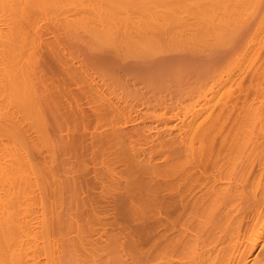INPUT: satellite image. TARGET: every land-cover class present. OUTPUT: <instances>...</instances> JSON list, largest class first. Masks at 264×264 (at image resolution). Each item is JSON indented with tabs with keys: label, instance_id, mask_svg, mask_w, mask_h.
<instances>
[{
	"label": "bare ground",
	"instance_id": "bare-ground-1",
	"mask_svg": "<svg viewBox=\"0 0 264 264\" xmlns=\"http://www.w3.org/2000/svg\"><path fill=\"white\" fill-rule=\"evenodd\" d=\"M1 2L5 3V4L2 3V6L0 5L1 6L0 7L1 8V12H2V9L5 10V8H6L5 12L9 11V13H11L10 10H9V9H11L12 10L11 14H13V19L16 20V22H15L16 26L18 24L17 30L15 31L16 34L18 33L17 35L14 36L13 35L14 32L12 33V31H11V30L14 31V29H16V27L14 26L15 24H13L14 22H10L14 26V28H13L12 25H11V27H12L10 29L11 36H10V32L9 31H7V32H5V30L3 31L4 33H8L9 34V35L6 34V36L4 35V37L6 38L4 40V42H3L4 37L2 36V34H0V36L3 37V39L1 38L3 46L5 44L6 47L9 46L10 47L9 49H11L12 48L11 46L13 45V48H15L14 49V53H12L13 52V50H12L13 48L11 49L12 52H11V50L8 49L9 52H11L13 54L12 56L10 54V57L7 56V54L9 52L7 50L5 51V49H6V48H4L5 46L3 47L4 48V52H0V53H2V54H0V57H2L3 54H5V55H3L4 64H2L3 62L0 59V61H1L0 62V67H1L0 71H4V72H2L4 80H6L9 76H10L9 78H11V79L8 78L10 81H8V79H7L8 83L3 81V83H2L3 86H2V88L0 86V88L3 89V98L5 100L4 103H6V100H7V102L11 106H13L12 108L14 109V113L13 112L12 113L16 117V119H13V117H11L12 118L11 119L10 118V114H8L7 117L6 116L3 117L4 114L2 115L3 119L0 121V153L2 152L3 155L7 154V158L10 157L11 159H13V157L8 156V155L9 154L10 155L11 154L15 155V164H16V166H14L15 165L14 163H12V165L14 164L13 166L18 168V184H17L18 187L16 186L18 189L14 190L13 194L16 191H18L17 192L18 195H16V193H15V196H16L17 199L13 198L12 197L13 195L10 196L11 192H9L7 190L9 195H6L7 193L2 192L3 194L2 195L0 194V196L3 199H1L0 202L2 200H4V202H2L4 204L5 200H6V202H8V200H9V199H7L9 197H7V196L12 197V199L9 200V201L13 200L14 204L12 205V208L15 209V207L18 206L17 207L18 210L17 209L15 210L16 211V215H14V213H15L14 210L10 208L12 202H9L10 206L7 205V208L9 207L8 209L9 210L11 209L13 212H10L8 209H5L6 206L5 207H3L4 205L3 206L1 205V206L3 207L4 210H6L5 212L7 214L11 213V215H12V213H13V216H16L15 219L18 218V220L14 219V222L17 221L14 224L13 220H10V218L11 219L13 218L11 215L8 218V216H7V214L5 212H3V214H6V216H4L3 214H0V216L3 215L2 217H0V264H12V262H13L12 259H14V257H15L14 261L20 262V264H23V256H24L25 253L28 254L27 253L28 251L26 252L27 249H30L32 251V252L29 253L30 256H32L31 253H33V255H35V257L38 254L36 255V254H34V252H36L37 249H39V248H40V251L43 250L44 252H46L48 254L47 258H48L49 264H62V263H64V264H77L76 261H79L78 263L81 262L80 259H76L77 256L78 255L82 256L84 254V253L83 254L80 253L79 246H78L77 249L74 248L75 250H73V247L71 245L72 243H73L74 246L77 244V245H80V247H81V245L83 246V244H84L83 242H85V241H83L81 243V242L78 241L77 238H76L77 241H78L77 243L75 242L74 239H73V242L71 241L69 243V241L67 239L68 244H70L69 246L68 245L66 246V244H67L66 241L64 242V243H66L65 246L67 248V250H65V246H64V250H65L64 252L67 253V254L64 253L65 255L64 254L62 255L63 257H65V258L62 257V259H63V261L61 260L62 262H60V259L55 260L54 259L55 257L53 258V256H52L53 252L49 251V249H52L53 247H56L55 245H57L58 243L55 244V245L52 244L54 242H53V240H50L51 237L49 239L47 238L49 236L45 235L44 228L46 229V231L48 229L50 230V228H49L50 224L48 222L51 221L52 218H53V216H51V215L56 213V210H54L55 212L53 211V214H51L52 213V209H56L55 207H57V209H58V206H55V205L56 204L58 205L59 203L55 200L56 198H54V195H56V193L55 194L52 193V194H54L53 197H52V200H55L54 201L55 203L53 201H51V202L49 201V203H48L46 201L45 197L42 198V196H44V192H46L47 190L43 191L44 190V186H45V185L43 186V184L45 183L44 180L46 178L42 177V174H41L40 170H43L42 168H44L46 166H47V170H51V169H48V165H45V164L42 165L41 163H40L41 166H44V167L37 168L40 165L36 164L38 166H35L34 162L32 163L33 160L29 159V156H28L29 152L27 153L26 150H28L27 141H28V139H30V138H27V137H30V136H27L26 132L23 131V127L24 126L30 127V129L34 133V136L31 137L32 139H30V143L35 145L34 148L35 147L39 148L40 145H45L46 146V151L45 152H46L47 155L46 154L45 155L47 157L46 160L48 158H50L49 161L53 157L52 154H53V151H54L55 148L58 149V150L55 149L57 151H59V150H69L70 151V150L73 149L74 146L77 145L78 146L77 147V151L78 150H83L85 152L86 151L88 152V150H92L91 160H93L92 161L93 164H94V161L96 163V161L98 162L99 160L102 159V155L104 153L103 151L107 152V153L105 152L106 154L104 153L105 154L104 156H106L107 159L104 157L105 160L104 159H103V161L101 160L104 163L103 167L105 168L106 171L108 170L107 172H109V175L111 176V178H112V175L113 176L116 175L117 179L114 178L115 176L113 177L114 179L112 178L114 180V181L113 180L112 181L115 182V183L111 182L113 185H110V186L111 187L113 186V188L110 187V189H108V191H106L105 189H107L108 188L107 186L109 185V183L107 181V180H109L108 179L109 175L107 173H105V170H103L104 168L103 169L101 168L102 166L100 167V165H99L100 161L98 163V166L100 167L99 170L100 169H101V171L103 170L102 171L103 173H100V171L98 169H96V168H98V166L94 165V167H96V168H93L94 169L93 170L94 173L95 172H96L95 174H99L100 173V176L98 177V179H100V177L103 176L102 174H107L108 175L106 181L104 180L107 183H105V182H103V180H101V179H104L106 176L102 177L100 179V181L98 180L99 182L106 184L105 186H103V187H105V189H103V190H105L104 193H106V192H108V194L112 193V192H109V190L113 189V190H111V191H113L112 195L109 196L110 199L107 197L108 194H107V196L104 195L105 196V200H107L106 198H108V204L111 205V212L105 211V208H104V210L101 208L102 212L97 211L98 214H102V216H98V217L105 218L103 220L104 222L102 220H100L101 218L99 219L101 221V224L98 221L100 225H103L102 227H100V228H102L101 232H98V233H99V237L103 238L104 235H105V232H108L107 230L110 227L111 228L113 227L115 231H116V229H118L117 230V235L113 236V237H116V238H117V236L118 237L121 236V237H119L120 239L113 238V240H111L112 242L109 241L110 239L106 240V244H105V240H104V244L105 245L102 244V245L99 246L96 243V246L94 245L95 246L94 247L95 250L98 249V250H96L97 252L95 251L96 254L92 253L93 251L87 252L89 257H92L91 259L89 258V260H88V257L85 256L86 253L84 254V257H86V259L88 261L93 260L92 262L95 263L96 259H98V256L101 257L100 259L102 260V259L105 258V255L108 254L109 258L111 260L110 264H264V165H262V164H264L263 163L264 159L262 160L263 156L262 157L258 156L259 154L261 156V153H259L260 151L262 152V155L264 154L263 153L264 152V145H263L264 141L262 142V139L264 140V135H262V134H264V132L262 131V129H264V125H261V126H263L262 129L260 128L261 133H262L260 135L262 137L259 135L260 137L258 138V139L261 138L260 139L261 142H259L256 138H255L256 140L254 139L256 145H259L258 143H261L260 146L263 145L262 146L263 147L262 150H260L259 146H256L254 143H253L254 145L253 144L251 145L252 146L251 148H253V147L255 148V150L253 148L254 153L255 154L259 153L257 155V158L259 157L263 161V162H261L260 160H258L259 158L257 159L258 162L261 163V166H259L260 165V163H259V165L257 164L259 167L256 165V168H255L253 163H251V161H249L252 158L255 159V157H256V156H252V155L250 156L249 155L250 153H252L251 152L252 149H250L249 150L250 152L245 151L246 153L245 152L244 153L245 154H247V152L249 153V154L246 155V157H247L246 161L248 160V156H249L248 162H250V164H252V165H250L248 162L245 161L246 163L243 164L244 166H241L242 163H239V164H241L239 167H235V166L232 167V165L236 164V161L234 159L237 160L238 156L236 157L237 154L235 155V153H233V155H234L233 156L231 153L232 152H236V153L238 152V155H239V154H241L240 153V151H241L240 149L241 148H245L246 149L247 147H246V144L243 147L241 146V145L244 144V142H243V144L240 143L241 145L240 144L237 145V146L241 147V148L239 147L240 148L239 150H238V148L236 147L235 144H234V146H232L233 142L235 143L236 141L239 140L240 135L238 133L240 131H238V133H237V135H239L238 140L236 138H234V139L232 138L231 139V138L223 137V135H221V133L224 132L226 129H230V128L235 127V126L236 127L233 128V129L234 130L236 129L235 130V132H236L237 128H241L242 126L238 125V127H237V125H235V124L233 125V123L231 122L232 127H230V125H229L230 122H228L227 121L228 119H227L226 122H228L227 126L229 125V127L226 128V126H225L226 129H224V131H222V129L220 128L221 129L220 130L221 131L220 135L223 138L220 137L218 133L213 135L212 133L214 132V129L215 128L219 129L217 127L221 126L222 122H223L222 125H225L224 124L225 121H222L221 118H220V120H221L220 121L219 120L220 116L218 117V120H217L216 119L217 115L216 114L214 115L213 113H211L212 111H210L207 108L206 111L209 110L207 112V114H205L206 111L204 113L203 110H201V112H202L201 115L210 116L209 115L210 113L213 114V115H211V117L207 116V118H210L209 121H212L211 118L213 117L212 119L214 121H215V119H216V121H218V123H217L218 125L217 124L216 125L213 124L214 123L213 121H212L213 123L210 122L211 125L213 124L214 127L216 126L215 128H213V131H211V130H208V128L211 126L209 124V122H205V120L202 121L203 119L201 120L202 122H205V123L209 124L210 125V126L208 125L209 127L204 125L203 123L199 122L200 118H206V116L205 117L200 116L201 112L199 113L198 112L199 110L198 111L195 110L196 106H194V105H196V104H191V103L195 102V101L197 102V99H199V98H196V97H199L200 95L202 96V97L200 96L201 100H202L203 96H206V92L205 93L202 92V89H201L202 87L201 86H198V85L194 86V84H193L194 87L197 86L196 89L198 87L200 88V90L198 88V90H199L198 93L200 95L194 97L196 100L193 98V96L192 97L190 96V98H193L195 101H192L190 103L191 105H193V107L191 106V108H190L189 106H186L187 108L189 107L188 109H190V111L188 113H190V112L192 113L193 112V108H194V110H195L194 113L198 112L196 114V116L198 114L200 116V117L198 116L199 118L194 116V119L195 118L198 119V125L202 124L200 126V128H202V126L204 125L203 126V130H204V127H205L208 130V132L211 131L212 133H208L207 130H205V132L201 131L202 129H199V126L198 127L196 126V123H197V122L195 123L196 119H195V121L193 123L192 119L188 118V116L192 117V115L190 116L189 114H187L188 116L186 115L187 117H184L186 121L182 118L184 121L181 119L180 122L181 121L182 122L180 124L177 123L178 125L172 126V130H173V128H175V127L178 128L177 126L180 125L179 128H178V131L176 129V132H178L177 133L178 135L176 134L177 136L174 135L175 134L174 131L170 130L172 124L170 125V127L166 126L169 129L168 131H167V129L164 130L166 132V133L164 132L165 135H168V137L164 136L163 133H160L162 131L158 130V129L155 130L156 134H154V135L150 134L149 133V132H151L150 130H154L151 127L155 128L156 124L158 125L161 122L164 123L165 120H168L169 122H170V120L171 121L172 120H176L180 114L176 113L177 114L176 115L175 111L173 113L172 110H170L172 114H169L170 113L169 112L168 115H166V113H164L165 111L162 110V109H165V105H164V107H162L163 106V102H162V103H157V104H161L160 110L164 114L163 115L164 119L160 118L161 122L159 123V121H160V120L158 121V117L159 116H156V114H155V117H157V119L156 118H150V117L154 116V114H153L154 112L150 111L149 108H147V107H150V105L148 103H150L152 101H155L156 99H157L156 101L159 102V100H161V98L163 99V97L162 96H161V98L157 97V93H156V96L154 97V95H155V93L153 92L154 89L153 90H151V89H152V87L154 88V85L152 84V82H154L155 78L152 75L147 73L150 70L148 71V69L146 67V70H147L146 73L148 75L145 74V76H144L143 73H145V71H146V70H144L142 72L143 76H141V74H139L141 79H139V77L136 76L137 74L135 75L137 78L134 77V76L133 77L129 76L130 74L127 73V75L129 74L128 75L130 77L129 78L125 74L126 78L130 79L128 83H130V81H132L133 85L131 84L130 86H132L133 88H136V87H134L136 85H137V87L139 86V87L142 88V86H144L143 88H145V87L147 88V86L150 87V84H151V88L149 89V87H148V89L151 91L150 93L153 96L152 98H156L157 97L156 99L152 100L151 97L149 96L150 93L147 94V92H145V89H144V93H145L144 94L143 90L140 89V88L136 89V91L132 88L133 93L136 92V94H137V96L135 95L134 98L126 89H125L126 92H123V93H127L128 92V94L131 95V98L134 100V102H135V99H136L137 104H136V102L134 103L136 106L139 103H141V102H142L141 103L142 105H143L144 102H147V104L145 103L146 105L144 104L146 107L143 105L145 107L144 110H146L147 112L149 111V113H150V114L146 115V116L150 115L148 117H141V116H139V113H137L139 118H140L139 120H141L140 123H142V124H139V126L137 128H136L137 125L133 128V129H136V130H134V133H131L130 129H129L130 133L127 132V130H125V128L123 127L124 124H127V122L129 123V121H134L135 120V118L132 117L134 119L133 120L130 117L132 115L131 113H133V112L130 113V111H132L131 110L132 109V104H131V100L132 99L129 100L130 98H128L129 97L128 94H126L128 97L125 96V94H123L122 97L120 95L116 96V94H115V96L112 95V94H108L109 92L110 93L113 92V91H109V90H112L113 87L111 86L110 83H108V84L105 83V82H107V80H105V78L103 77L104 74L102 76H100V77H103L104 80H105L104 82H100L103 85L96 84V86H91V85H93L95 83H98L97 82L98 79H95L96 82L94 80L93 83L91 82V84L89 83L90 85H88L90 90L88 88H84V90L85 89H87V90L83 91L84 85H81L82 86V92H83L82 94H81V86H79L80 88H79L78 95H77L78 97L76 96L77 99H79V95L82 96V98H83L84 95H85V97L88 96V97H86V99H85V97L83 98L85 100H87V98H88L89 100H87V102H91V101H93L95 99L97 100V98H99L98 101L100 100L101 102L99 101L100 103H98V104H100V105H98V104H96V106L94 105L95 106V110L94 111H96V112L93 111V113H95V114H93V116H94L95 119L91 115L92 114L91 112H90L91 114L88 113L89 111L86 112L87 109L85 111V109L82 108L83 111H85L88 114V116H86L85 114L81 115L83 113H82V111H81L82 109L80 107H79L80 109H78V107H77V109L81 111V114H80V111H78V113L81 116H79L78 114H77L78 117L75 116L76 115L75 114L76 113L75 112L76 105L78 104V102L76 101L77 104L74 106L75 102H72L70 100L71 98H68V96L65 95V94H67V93H65V91L62 92V93H64V95L68 99V102L70 100V103H73L72 106L75 108V110H74V108L72 107L73 108L72 110H74L73 112H75L73 114V117L75 116L76 119H78L77 121H79V122H81L84 119L83 120L84 123L81 122L82 126L84 125V127H85V126L88 125L89 126V127L87 126L88 128H90V124H89L90 121H91L90 118H93L94 122L92 121L91 125H93V129L96 130L93 133L91 132L90 135H89V132L87 133L90 136L89 137L90 140L87 143L83 144L82 141H80V142H78V144L74 143L76 145H73L72 141L75 140L74 137H77L82 131L79 132L77 136H71V138L73 137L72 139L71 138L69 139V137H70L69 134L65 135V137H64V133H62L63 136H61L62 135L61 134V135H59V138L57 137V139H59V141L51 140V137L49 135L47 136V134H46V131H47L46 118H48V117L45 116L46 113H48L50 111L51 112L50 115L53 116V117L51 116L52 119L50 118L51 121L55 120L54 124L57 122L55 124L57 127H53L52 125H54V124H52V123H51L52 125H50L51 128L53 127V129L58 128V129H55V131L57 130V132H59V130L61 132L63 127L64 126L66 127V124H68L66 122H69V121H64V126H63V120L62 119L67 120L66 118L68 116L63 115V117L66 116V117L63 118L62 115H60L59 113H56L57 111L58 112L60 111V110H58L59 108H57V107L61 106L60 104L62 103L61 102L62 98L61 99L58 98V99L54 100V96L53 95H50L49 97L46 96L47 94L44 92V88L46 90L47 87H45V86H43V87L40 86L39 87L41 81H40V83L38 82L39 83V85H38L37 81L35 80L36 78L34 79V77H33L36 74V71H35V74L33 73L34 72L33 66H34V64L36 65L35 62H36V59L38 58V56H36L37 53H38L36 51L38 49L36 50V48H38L37 47L38 44L40 42H42L41 39H40V35H41L40 34V30H38V24L41 22V18L39 19V17L43 16L45 19L48 20V22L50 20V24H51V22L56 24L55 25L56 29H57L58 26H60L62 29H64V31H65L64 34L65 35H66V33H67L68 36L70 35L69 39L71 37H72V39H73V37L76 38V39H73L72 42H74V41L78 42L79 38H81L80 39L81 41H79V42H82L83 39H86V41L90 42V45H92V46H90V45L88 46L87 45V44H89V42L88 43L84 42L85 45L82 42V45L88 46V47H90V49H92L94 44L97 46V47L94 46V48L95 47L96 48H98V47H103V48L104 47H108L109 48L108 50L111 49V52H109V53L112 56V58L107 53V51L105 50L106 53L109 55V58L111 60L113 58H114L113 59L114 61L117 60V64H119L121 61L122 62L123 61L127 62V60H131L132 59L131 61L133 63H136V62L140 63L141 62L143 64H146L148 66V68L152 67L151 70L154 68L153 70L155 71L156 67L160 69L161 67H163V65L166 64L167 61L172 59V63H173V59L175 60L176 57L179 56L178 58H181L182 52H184V50L185 51L188 50V49H185L186 48L185 46H187V45L190 46V49H192L191 51H193L195 49H198L199 51L195 50L196 54L199 53L200 51H201V53L205 54V56L207 57L205 60H208V58H210L212 55H214L216 53L215 51L218 50V47H217L218 45H220V44H222V45L223 44H228V45H224V46L228 47L230 43H226V42H229V39H230V42L232 43V41H233L232 37H233L234 33L236 35L237 34H241V33H238L241 30H239L237 32V29L238 28L241 29V26L244 25V23H246V21L252 16V14L255 13L258 10L262 0H18V3H16V4H10V0H0V4H1ZM4 10H3L2 13H5ZM13 11L15 12V18H14V12ZM9 13L6 14L7 18H10V16H8ZM256 13H258V12H256ZM11 14H9V15H11ZM4 15L5 14H2V16L1 15L0 16L3 18ZM6 17H4V18H5V20L8 23H9L8 20H11V21L13 20V19H8L7 20ZM2 18H0V19H2ZM38 19L40 20L39 23H38V21H39ZM3 20L4 19H2V21ZM2 21H1V23H2ZM3 23L5 24V21ZM54 24H51V26L53 25V28H54ZM24 25H27L28 26L27 28H30V29L32 27V30L31 31H29V29L26 30L27 28H26V26L24 27ZM3 28L4 27L2 26V30H3ZM5 28H7V27H5ZM9 28H10V26H9ZM9 28H8V30H9ZM243 28L244 27L242 26V30H245ZM249 28H251V27H249ZM60 31L61 30H59V32ZM44 32H46V31H44ZM241 32H243V31H241ZM0 33H1V31H0ZM38 33L40 35H38ZM47 33H48V31H47ZM64 34L63 35H61V34L57 35V37L59 38L61 36L60 37V39H61L62 36H63L64 39H67V38L64 37L65 36ZM258 34H259V32H258ZM7 35H8V38H7ZM67 35H66V37H68ZM9 36L12 37V38H9ZM239 37L241 38V35ZM69 39H67V40H69ZM1 40H0V42H1ZM47 40H50V39H47ZM54 40L55 41H53V43L55 42V44L56 43L60 44V42H58L59 39H58L57 42H56L57 38L54 39ZM44 41H46V40H44ZM242 41H243V38H242ZM246 41H247V39H246ZM262 41H263V39H262ZM91 42H92V44H91ZM236 43H237V41H236ZM58 44H57V46H58ZM165 44H168V45H165ZM42 45H44V44H42ZM237 45L235 47H237ZM45 46H46V44H45ZM255 46L257 47L258 45H256V43H255L254 46H249V47L247 46L246 47L247 50H245L246 49L245 48L244 51L245 52L248 51L247 52L248 54L243 51V53H244L243 57H244V55H247V56L249 54L252 55V52L250 51V49H252V51H254L253 54L255 52H257V55H260V54H258V52H260V51L256 50L257 48ZM165 47H167L169 49H172V51L168 50L170 52H174V51L177 50L181 54H179V53L176 54L175 55L176 57L173 55V58H170V59L166 58L167 56L165 55L163 57H165L166 60H164V58H162L163 60H160V59L157 60L158 58L157 59L154 58L155 57L154 56L155 53H156L155 54L156 56H157V53L159 54V52H160V54L167 53L168 51H166L167 48L165 49ZM181 47H183L182 49H184V50H182V52L180 50ZM191 47H193V48H191ZM204 47H209L210 50L207 49V48H206V50H203V51L200 50V48L204 49ZM214 47H215V50L214 51L212 50V51H213V53L214 52L215 53L213 54V53H211V48H214ZM251 47H254V49L251 48ZM258 48L260 49V47H258ZM163 49L165 50V52H162V51H164ZM173 49H174V51H173ZM98 50H99V48H98ZM100 50H103V49L100 48ZM208 50H209L210 53L206 52ZM237 50H238V48H237ZM0 51H3V49L1 48ZM61 51H63V50H61ZM204 52H206V53H204ZM249 52H251V53H249ZM106 53H104V54L106 55ZM64 54H66V53H64ZM184 54L185 53L182 54V58H181V59L184 60V62L181 59H180L181 61L177 59L174 62H175V64H176L177 61H180L181 62L180 64H182V63L185 64L186 63L185 64L186 67H185V69H183V71L184 70L185 71L184 72L180 71L182 69L181 67L184 68V66H183V64L181 66L179 63H177L176 66H178V64H179V67L180 66L181 67L178 68V67L175 66V64H173L172 65V67H173L172 70H173V72H175L174 71L175 70L174 67H175V68H177L176 72L179 69L178 71H180V73H184L183 75H185V77H186L189 74L191 75V72H192V74L196 73V71H195L196 67L193 64H189V66L192 65V66H190L191 67V72H190V70L186 71L187 68L189 67V66L187 67L186 59L187 58L190 59L191 57H190V53H186V54H189V57H188V55H185V56H187L186 59H185V57H183ZM206 54H209V55L212 54V55L211 56H209V55L207 56ZM149 55L150 56L152 55V57L148 58L147 56H149ZM197 55L199 57H202V55L200 53L197 54ZM216 55L219 56L220 54H215L214 56H216ZM251 55H249V57H248L249 59L247 57H245V59H248V61L252 64V63H254V61L256 59H254V61L251 62L250 59L253 58ZM123 56H124L125 60L123 59ZM136 56H137L138 59L136 58L137 61L135 62L136 59L134 60V58H132V57H136ZM198 56H196V57H198ZM205 56L203 55L204 58H205ZM250 56H251V58H250ZM254 56H256V54H254ZM115 57H120L121 60L119 61V58L117 59ZM129 57L131 59H129ZM199 57L196 60H198V61L201 60V58L199 59ZM63 58H64V56H63ZM94 58L97 59L98 57L95 56ZM126 58H128V59H126ZM139 58H140V60H139ZM221 58L222 57L218 58V60L221 59ZM236 58H238V57H236ZM254 58H257V57H254ZM261 58L262 57L260 56V59L258 58V60H261ZM71 59L72 58H70L69 60H71ZM99 59L100 58H98V60ZM212 59L214 60V62L217 61L213 57V58H211V61H209L207 64H209L210 62L212 63V61H213ZM84 60H86V59H84ZM72 61H74V60H72ZM188 61L190 62V60H188ZM262 61H264V58H263V60H261V63H262ZM256 62H257V60L254 63L255 66L257 65ZM133 63L131 65H133ZM141 63H140V65L143 66V64H141ZM202 63H205V62L202 61ZM226 63H228V62H226ZM246 63H248V62L246 61ZM114 64L116 65V62ZM251 64H250V66L247 65L248 66L247 69H249L250 67H253V66H251ZM254 64H252V65H254ZM263 64H264V62L262 63V65L261 64L259 65L260 67L257 65L256 66L257 68H254L256 70H253L254 73L251 74L250 79L247 78L248 75L246 76V78L249 79L250 83L253 80L255 81V80H258L260 78H264V69H263V72L261 71L259 73V71L262 70L261 68L263 67ZM92 65H94V64H92ZM214 65L215 64H213L211 66H214ZM4 66H5V69L3 70ZM8 66H10V68H12L13 70L10 69ZM63 66L64 65H62V67ZM193 66L195 68H193ZM196 66H198V65L196 64ZM208 66L210 67V65H208ZM87 67H88V65H87ZM64 68H65V66H64ZM75 68H76V66H75ZM164 68H162V69H164ZM258 68H259V70H258ZM78 69L79 70L80 69L83 70L81 67L78 68ZM11 70L14 71L15 73L12 74L13 72ZM79 70H78V72H79ZM85 70H86V67H85ZM250 70H251V68H250ZM250 70H247V71H250ZM97 71H98V69H97ZM214 71H215V69H214ZM86 72L83 70V72L79 73L80 76L82 78H84V80L87 78L86 77ZM187 72H188V74L186 75ZM32 73H33V75H32ZM67 73H68V71H67ZM69 73L72 75L74 72L73 73L69 72ZM83 73L85 74L86 78L84 77ZM163 73H165V71ZM250 73H251V71H250ZM81 74H83V75H81ZM90 74L91 73L89 72V75L87 74V76H91V75L94 76V77L96 76V75H93V74L90 75ZM98 75H100V74H98ZM98 75L96 76L97 78H99ZM131 75H134V74H131ZM160 75L165 76L162 73H160ZM193 75H195V74H193ZM193 75H191L192 77L190 76V80L194 77ZM199 75L200 74H198V79L200 78ZM171 76L172 75H169V77H171ZM209 76H214L215 77V75H209ZM12 77L14 78L13 80H12ZM35 77H38L37 74H36ZM142 77L143 78L146 77V78H144L142 80ZM149 77H150V80H152V82H149L150 80L149 81L147 80L146 83H150V84L146 85L145 82H144L143 84H145V85H141V86L138 85V84L142 83L143 81H145V79H147ZM217 77H218V75H216V77H215V79L217 80L215 82V84L218 83V81L220 82V78L221 77L220 76H219L220 78L219 77L217 78ZM133 78H136V79H133ZM99 79L102 80V78H99ZM128 79H127V81H128ZM137 79L140 80L139 81L140 83L138 82L136 84L135 82L138 81ZM179 79H180V77L178 78V80ZM2 80H3V78H2ZM39 80L40 79H38V81ZM161 80L162 79H160L159 81H161ZM194 80L196 81V76H195ZM194 80L192 79V83H196V82H193ZM167 81L166 80H163V82L161 81L162 84L163 83L165 84V85L164 84L162 85L160 82H157V79H155L154 84L157 82L159 84L156 83L155 85L156 86L160 85L159 86L160 89H161V86H165V88H166L167 86H170V84H171V83L167 84V83H169V81L168 82ZM173 81L177 83L178 82L177 81V77L175 79H173L172 82ZM208 81L211 82V80H208ZM212 81H213V79H212ZM87 82H88V80H87ZM180 82H181L180 86H182L184 88L187 86V85L184 86V84H186V83H184L183 81H180ZM182 82L184 83L183 85H182ZM80 83H81V81H80ZM192 83H190V84H192ZM255 83L258 84V82H256V81L254 83L253 82L251 83L252 84V86H251L252 89L249 86L250 84L249 85L246 84L247 86L250 87V89H248L249 87L247 88L246 85L242 84V86L244 85L245 88H247V90L245 89L246 92H245V90L243 92L248 93L247 91H249V90L251 91L252 90L251 93L254 94L255 97H258V96H256L257 93L255 95L254 92L258 91V95H259V93H262V91L259 92V90H256L257 87L253 88L254 86H256ZM43 84H44V82L42 83V85ZM166 84H167V86H166ZM211 84L212 85H210V83H209L208 85L213 86V88H214V85H213L212 82H211ZM37 85H38V87L40 89H38ZM74 85H76V84H74ZM109 85L111 86V88H109ZM172 85H174V84L172 83L170 87L173 88ZM178 85H179V82H178ZM200 85L203 86V84L201 82H200ZM175 86L178 87V88L175 87L176 89L180 88L179 86H177V84ZM220 86H221V84H220ZM85 87H87V86L85 85ZM170 87H169V90H170L169 94L170 93L173 94V92L175 94L178 93V91L176 93V89L175 88L171 90ZM194 87H191V85H190V87H188V89H187L188 92L190 90L194 91L195 89H192ZM222 87H224V86L220 87L221 90L225 89V88H222ZM258 87H259V84H258ZM41 88L43 89L42 91H41ZM165 88L163 89V87H162V89L164 91L165 90L168 91V89H167L168 87L166 89ZM186 88L183 89L182 91L185 92ZM209 88H211V87H209ZM88 90H89V92L87 93L86 91H88ZM107 90H108V92H107ZM118 90H119V88H118ZM139 90L140 91L142 90V92H138ZM210 90H212V88ZM214 90L215 89H213V91H211V92L214 93ZM226 90L222 91V92H226ZM40 91L42 93H40ZM115 91L116 90H114V92ZM146 91H148V90L146 89ZM155 91H156V88H155ZM179 91H181V90L179 89ZM182 91L179 92V93H182ZM46 92L49 93L48 90H46ZM84 92L87 93V95L84 94ZM114 92H113V94H114ZM227 92H228V90H227ZM229 92H231V89H229ZM234 92L235 91L233 90L232 93L234 94ZM192 93L195 94L194 92H192ZM245 93H244L243 97L239 95L240 97L238 96V98L237 99L235 98V99L237 101H238V99L242 100L241 97L244 98L246 96ZM117 94H120V93H117ZM237 94H241V93H237ZM59 95H60V93H59ZM64 95H62V96H64ZM178 95L179 94H177V96H175L173 94V95L169 96V98H167V100H170L172 102L174 96L177 97V98L182 99L184 95H188V94L185 93L183 96L179 95V97H178ZM190 95H192V94H190ZM196 95H197V92H196ZM51 96L53 97L52 100L55 101L56 104L50 100L52 102V104H51V102L49 100H48L49 101L48 102L45 99V97L47 99L48 98L50 99ZM113 96H114V99H113ZM146 96H148V97H146ZM232 96H234V95H232ZM235 96H236V94H235ZM247 96H249V98H250L249 94H247ZM247 96L245 98H247ZM186 97H189V96H186ZM186 97H184V98L186 99ZM255 97L253 99H255ZM66 98L64 97V99H66ZM226 98H227V96H226ZM59 99H60V102H59ZM147 99H149L150 102ZM230 99H232V98H230ZM230 99H228V102L230 101ZM253 99H250V101L253 100ZM257 99L259 101V99H261V98H257ZM257 99H255L254 101L257 102ZM174 100H176V98H174ZM188 100H190V99L188 98ZM207 100H208V98H207ZM246 100L248 101L249 99L247 98ZM247 101H245L244 103L240 101L243 104H245V103L247 104V107H246V104H245V106H242L241 103L239 104V107L242 106L240 108V110L242 109L241 112H243V110H245V108L243 109V107H246V109H248V108L249 109L246 112V115H245V112H243V115H240V116H242V118L240 117V119H239V117H236V119L238 118L239 121H241V119H244V118H245L244 120H246L245 116L250 118V114L249 113L251 111H249V110H251V106H253V102L251 101V104H250V101H248L249 105H250V107H249ZM43 102H45V103L43 104ZM93 102L96 103L97 101H93ZM175 102L177 103L176 105L181 103L180 100H178V99ZM233 102L235 103V101H233ZM256 102H254V103H256ZM262 102H263V105L261 104V106H264V101H262ZM262 102H261V100L259 101V103H262ZM48 103L51 104V105L49 104L50 108L52 107L53 104L54 105L58 104L59 106L56 107L57 111L56 112L54 111V110H56L54 107H52V109H54V110H51L50 108H47L48 107L47 106ZM197 104L200 105V103H197ZM69 105L71 106V104H69ZM225 105L226 106H223V108H225V110H226V107L228 105L226 103H225ZM77 106H82V105H77ZM155 106L157 107V105H155ZM174 106H175V104H174ZM179 106H180V104H179ZM182 106L184 107V105H181V107ZM258 106L257 105L255 106V104H254V108H256V107L258 108ZM151 107L153 108L154 106H151ZM176 107L179 108L178 106H176ZM186 107H185L184 112L188 111V109L186 110ZM237 107L238 106H236L235 109L234 108H231V109L237 110ZM43 108H45V110ZM152 108H151V110H152ZM70 109H71V107H70ZM155 109L158 110L159 108L158 109L155 108ZM260 109H259V112H258V110L255 111V109H253L252 112L253 111H255V112H253L252 116H256L257 118L259 116L261 117L262 114L264 113V108L262 107V110H260ZM46 110H47V112H45ZM88 110H90V109H88ZM134 110L136 111L137 109L135 108ZM160 110H158V111H160ZM71 111H70V116L72 117ZM158 111L155 112V113H157L158 115L161 116L162 114H159ZM1 112H2V110H1ZM127 112H128V114H127ZM186 112H185V114H186ZM233 112H232V114L235 115ZM141 113L143 115V113L145 114V111L142 110ZM194 113H192V114L195 115ZM221 113H219V114H221ZM239 113H238V115H239ZM133 114H135V113H133ZM151 114H152V116H151ZM229 114H231V111H230ZM229 114H227V115L230 118H232L233 115L231 114L232 116H230ZM124 115H126L127 119H130V118L131 119L128 121L127 119H125L126 117ZM11 116H13V115L11 114ZM169 116H171V118L175 117L176 119H173V118L169 119L170 118ZM59 117H60L61 121L59 120ZM73 117L71 119H74V120H72L74 122L76 120ZM108 117H109V119H108ZM165 117H167V119ZM214 117H215V119H214ZM263 117H264V114H263ZM144 118H146V119L149 118V120L152 119L151 121L153 123L154 122H157V123L154 124L155 126H151L152 122L150 124L149 121H148V123L146 124V122H144V120L146 121V119H144ZM186 118H188V120H190L191 122L190 121L188 122V120ZM50 119H48V120H50ZM153 119H156V120L153 121ZM224 119H226V118H224ZM10 120H13L12 121L13 129H12ZM59 121H60V124H59ZM104 121L106 122V124H105ZM168 121H167L166 124H168ZM206 121H208V120H206ZM216 121H215V123H216ZM232 121H233V119H232ZM247 121H248V119L245 121V123ZM15 122H17V123L13 124ZM79 122H77L76 124H78ZM184 122H186V124H184ZM219 122H221V124ZM81 123H79V125H80V126L78 125L79 127H81ZM138 123H139V121H138ZM72 124H74V123H72ZM148 124L151 127H149ZM14 125H15V127L17 125V127L15 128ZM69 125H71V124H69ZM94 125H96L95 128H94ZM162 125L165 126V123L162 124ZM162 125L160 124L158 126L161 127ZM60 126L62 127V129H59V128H61ZM158 126H156V127L159 128ZM213 126H211V128ZM65 127H64V129H65ZM105 127H107V128H105ZM17 128H18V131H17ZM10 129L13 130V132L17 131L18 135H16L17 133H15L14 134L15 136H13L12 131L10 132ZM14 129H16V131H14ZM69 129H70V127H69ZM87 129H86V127L83 128V130L88 131ZM163 129H164V127L162 128V130ZM198 130L201 131L199 134L197 133V132H199ZM260 130H259V133H260ZM158 131H160V132H158ZM217 132H219V131H217ZM47 133H48V131H47ZM152 133H154V131ZM227 133L228 132L226 131L223 134H225V136H226ZM75 134H77V133H75ZM81 134H80V137H77L78 139L75 140L76 142L79 140V138H80V140H82ZM208 134H210V135H208ZM217 134L221 138V140L218 137V139L220 141H218V139H217V142H215L216 140L214 142H215V144L219 142L218 143L219 145L216 144L217 147H214V148L215 149L217 148V149L216 150L213 149V152L210 151L211 153L210 152L209 153L211 155L213 153L216 156H217V154L219 155V153L221 151V150H219L221 148L220 145L223 144V143L227 144L226 147L231 145V146H229V147H231V149L236 147L237 150H234V149L227 150L226 147L225 148L223 147L225 145H222V150H223V148L225 150L223 152H221V153H223V155H224L225 152L228 151V152H231L229 154L231 156H228L227 152H226L227 153L226 155L229 158V160H227L228 158L226 159V156L224 157L221 153H220L221 154L220 156H222V158L224 157L225 160L228 161V163H227V161H224V162H226V165L228 166V164H229V166H231V167H227L226 165L223 166L224 162L221 165L218 162V160L220 161V159L217 158L218 156L215 157V155H214V157L213 156L211 157V155H210V157H209V155H208V157H207V155H206V152H208V151L205 149L206 150V152H205L204 148H205V145L208 144V137H209V139L212 137V139H211L212 142H209L210 144H212L213 143V136H215L214 138L216 139ZM234 134H235L234 136H236V133H234ZM85 136H86V134H85ZM228 137H231L230 134L228 135ZM226 138L228 140L231 139V141L233 140L232 144H228L229 142L231 143V141H229V142L228 141L221 142L222 140H224ZM245 139H246V137H245ZM234 140H236V141H234ZM53 141H56L58 143L57 144H56V142L53 143ZM196 141H200V142H198L199 144H197ZM220 142H221V144H220ZM226 142H228V143H226ZM239 142H241V141H239ZM195 143L198 145V147H197V145L195 147ZM210 144H208V146H211ZM236 144H237V142H236ZM31 148L34 149L33 147H31ZM207 149L209 150V148H207ZM37 150H40V149H37ZM99 150H102L101 151V152H103V153H101L102 155L100 154ZM115 150L117 151V153L115 152ZM175 150H177V151L180 150V151H178V154H179V152L182 151L181 154L183 153L184 156L183 155H178L179 157L180 156H182V157L190 156V157H188L189 160L187 158H184L185 159L184 161H185L186 164H187L186 161H191V159L193 160V158H194V160L192 162H194L196 157L199 160L200 156L197 155V153L192 158V155H193V153L195 151L196 152H201V153L205 152V154L203 153L202 155L206 156L208 159H206V157H205V160L202 161V159L204 158V157H202L200 159V161H197V159H196L195 163L191 162V164H193V165H191L189 163L188 164L189 166H187L186 164L181 165L182 163H184V161H181L179 163L177 162V161H179L182 158V157H180V159L178 158L179 160H176L174 162L175 163L174 164L173 163L174 160H172V159L177 157V156L174 157V155H176L175 152L177 153V151H175ZM210 150H212V149H210ZM68 153H70V152H68ZM254 153H253V155H254ZM2 154H0V155H2ZM98 154H99V157H98ZM242 154H243V152H242ZM60 155H62V154H60ZM100 155H101V159H100ZM220 156H219V158H220ZM230 157H234V159H232V158L230 159ZM241 157H242V155H241ZM250 157H251V159H250ZM0 158L2 159L3 157H0ZM242 158H244V155H243ZM242 158H241V160H242ZM52 159H54V158H52ZM158 159H160V161L163 160L165 163L164 162L161 163L159 161L158 162L159 164H158L157 163ZM254 159H252V161ZM85 160H87V159H85ZM182 160H183V158H182ZM12 161H14V160H12ZM51 161H53V160H51ZM204 161H206V162H208L210 164H208V163H206ZM229 161H230V163H229ZM233 161H235V162H233ZM176 162H177L178 165L176 164ZM203 162H204V164H202ZM242 162H244V159H243ZM60 163H61V161H60ZM4 164H6V163H4ZM116 164H118L119 166H123V168L120 167V169L118 168L116 170L117 166H113V165H116ZM160 164H162V166ZM247 164H249V165H247ZM96 165H97V163H96ZM101 165H103V164H101ZM3 166H5V165H3ZM174 166H180V167H174ZM5 167H7V166H5ZM80 167H81V165H80ZM90 167H92V166H90ZM50 168H52V167L50 166ZM2 169L4 170V168H2ZM2 169L0 171H3ZM6 169L7 170H4L3 173L7 177L8 176L10 177V175H9L10 169L8 167ZM64 169H65V171H68L67 166ZM69 169H71V168H69ZM95 169L98 170V171H96ZM51 171H50L51 174L49 173V171H48V173H49V178H52V180L48 178V179H46V181L50 180V182L48 181L49 183H52L51 181H53V183L55 185L57 183V185H58V186L56 185V188H57V187H59V184H58L59 180L56 181L57 179H55V177H53V176H56V175H54V174L52 175ZM53 171H55V170H53ZM10 174L12 175V173H10ZM16 174L14 173V175H16ZM0 175H2L1 172H0ZM57 175H59V174H57ZM95 176H97V175H94V177ZM249 176H251V178H249ZM40 177L44 179L43 180L44 183L41 182L42 179ZM95 178H97V177H95ZM96 181H97V179H96ZM110 181L111 180H109V182ZM2 182H3V180H2ZM40 182H41V184L43 186L42 187L43 190L42 189L41 190H39V189L34 190L33 188L35 186L36 187H38V186L41 187ZM59 183H61V182H59ZM75 184H77V183H75ZM53 185H52V187H54ZM247 185H250V189L246 188ZM253 186H254V189H253ZM52 189L54 191V188H52ZM58 189H60V191ZM258 189H260L261 191L259 190L258 191L259 193H256V191ZM0 190H1V188H0ZM57 190L61 193V186H60V188H57ZM81 190H83V189H81ZM36 191H38V192L36 193ZM40 191L43 192V195L41 194ZM58 191H57V193H58ZM60 193H58V194L60 195ZM72 193H73V191H72ZM4 195H6V199H4ZM34 196L39 201L37 199H34ZM71 197H72V194H71ZM73 198H74V196H73ZM32 199H34L35 201L37 200L38 201V203H37L38 205H39V202L42 201V199H44L47 202L48 205L46 204V202H44V200H43L42 203H40V207L41 208H42L41 204L42 205L44 204L45 206L47 205L46 206L47 210L50 209L49 212L51 211V213L49 214L51 216V217H49L51 220L47 219V220H49L47 222V224L45 223L47 220H45L43 218V217H45V215H47V214L44 215V213H45L44 209L42 211V212H44L43 216L42 217L40 216L42 218V220L39 219V216L36 217V215L38 213L36 214L35 210H33L34 208H32L33 205H34V203H32L34 200L31 201ZM14 200L16 201V204H15ZM103 200H104V198H103ZM68 201H70V200H68ZM87 201H89V203H90L92 200L91 201L87 200ZM87 201L83 202L84 205H82L83 203H81V206L85 207V203H88ZM27 202H28V204H27ZM93 202L94 201H92V204H93ZM23 203L26 204L27 206L30 205L31 207L29 206L30 208H28V207L26 208V206L25 207L23 206L25 208L23 210V209H21V208H23L22 207ZM30 203L33 204V205H31ZM52 203L55 204V205H53ZM6 204H8V203H5V205ZM49 204H52L53 208L51 207L52 205H49ZM60 204H62L61 201H60ZM92 204H91V207H92ZM94 204H93V206H96V204L95 205ZM86 205H88V207H89L90 204H86ZM106 205L107 204H105L104 206H106ZM110 205H109V207H110ZM48 206H50L51 208L48 207ZM81 206H79V207H81ZM2 207H0V208L2 209ZM71 207H72V205H71ZM71 207L70 208L66 207V208H69L72 211ZM84 207H83V209H84ZM88 207L86 206L85 209H87ZM91 207H89V208H91ZM96 207H93V209L96 208ZM122 207H123V210H122ZM79 209H81V208H79ZM31 210L34 211L33 213L36 214V215L34 214L35 218H38L39 220H41L43 226L41 225L40 221H37V222H39L38 224L42 226L43 230H42L41 226H39V225L36 226L37 224L35 225L34 221H31L33 223L30 222V215L29 214L32 212ZM67 210L68 209H66V211ZM70 210H68L67 212H70ZM90 210H92V209H90ZM94 210H96V209H94ZM94 210H92V212H95ZM121 210L123 212H125L126 215L128 214L131 217L136 219V220L134 219L136 221V222L134 221V223H135L134 225H130V226L127 225V227H125L124 225L121 226V222H120V220H118L119 217L122 215V211ZM85 211H89V210L87 209ZM42 212H41V215H42ZM58 212L63 213V212L57 210V214H55V215L59 216ZM90 212L91 211H89L87 213H89L91 215L92 212L91 213ZM0 213H2V212L0 211ZM74 213H72L73 215H71L72 216L71 218H73ZM94 214H97V213H93V216H94ZM31 216L34 217L33 214ZM68 216L70 217V214ZM93 216H89V217H91V219H92ZM55 217H56V219L59 218L57 216H55ZM69 217H68L67 220L69 222H71L74 218L72 220L70 219L71 220L70 221ZM31 219H33V218H31ZM246 220H247L246 226H245V228H243V222L246 221ZM74 221L78 224L76 219L73 220L72 224H75ZM69 222H67V223H69ZM65 223H66V221H65ZM90 223H89V227H91L93 225L95 226L94 223H93V225L90 226ZM55 224H57V223H55ZM15 225H16L15 228H18V229H14V231L18 230V233L15 232L14 234H16L17 236L13 235V233H12L13 232L12 228ZM69 225H71V223ZM141 226L146 228L145 229V236H143V237L139 235L140 234L139 230H137V228L139 229ZM37 227L38 228L40 227V230ZM47 227H48V229H47ZM56 227H59V226H56ZM106 227H109V228L106 229ZM62 229H64V227ZM49 230L47 231L48 234H50ZM68 230H70V229H68ZM59 231H60V229H59ZM95 231H97V230H95ZM98 231H100V230H98ZM41 233H42V236L40 235ZM100 233L101 234L103 233V235H102L103 237L100 236L101 235ZM43 234H44V237L47 236L46 237L47 240L45 238L42 239ZM94 234H95V232H94ZM78 235H81V234H78ZM111 235H113L112 231H111ZM15 236L17 237L18 241L15 240ZM37 236H39V238L41 237L40 239H42V240L45 239L46 242L43 241L44 242L43 246H42V243H41V245H38V244H36L37 242H34V241H37V239H36ZM54 237L52 236L53 239H54ZM105 239H107V238H105ZM16 241H17V243H15ZM87 242H89V241H87ZM102 242L103 241L100 240V242H98V243L100 244ZM109 242H111V244H109ZM39 243H40V241H39ZM78 243H80V244H78ZM88 244H90V243H88ZM86 246L87 245H84V247H86ZM84 247L81 248V252L82 251L85 252V250L87 251V248L90 249L91 246L86 247V249H84ZM94 248H93V245H92V250ZM47 249H48V251H46ZM82 249H84V250H82ZM62 250H63V248H62ZM15 251L17 252V254H16ZM56 256H57V254H56ZM96 256H97V258L95 259ZM249 256L252 257V258H250ZM31 260L29 259V261H31ZM34 260L35 259L33 258V261ZM104 260H102L103 263L101 261L100 262L102 264H107L108 262H106V260L105 261ZM128 260H130V261L128 262ZM16 262H14V263H16ZM82 262H84V261H82ZM139 262H142V263H139ZM31 263L34 264V262H31ZM43 263H44V261H43ZM43 263L40 262V264H43ZM85 263H86V261H85ZM25 264H27V263H25ZM96 264H98V263L96 262Z\"/></svg>",
	"mask_w": 264,
	"mask_h": 264
},
{
	"label": "rangeland",
	"instance_id": "rangeland-1",
	"mask_svg": "<svg viewBox=\"0 0 264 264\" xmlns=\"http://www.w3.org/2000/svg\"><path fill=\"white\" fill-rule=\"evenodd\" d=\"M2 3H4V2H1V6H2ZM7 3V2H6ZM16 3H18V0H10V4H16ZM5 4V3H4ZM0 6V7H1ZM9 8V7H8ZM262 9V10H261ZM3 10L4 9H2V12H3ZM5 10H6V8H5ZM5 10H4V12H5ZM8 10V9H7ZM10 10V12L12 13V10L11 9H9ZM261 12H260V11ZM0 12H1V8H0ZM1 12V13H2ZM7 13H9V11H6ZM2 13V14H5L4 16H3V18L1 17L2 16V14L0 13V18H2V19H4L3 21H2V19H0V31H1V33L0 34H2V36L4 37V35L6 36V34H8V33H4L3 31L5 30V32H7V31H9L10 32V29L13 27L14 28V26L16 27V29H14V31L13 30H11L12 31V33L14 32V36L15 35H17L16 34V30H17V26H18V24H17V26H16V24H15V22H16V20L15 19H13V14H11V13H9V14H11V15H9L8 14V16H10V18H7L6 17V14L7 13ZM14 12V11H13ZM256 12H258V13H256ZM255 13H253L252 14V18L250 17L247 21H246V23H244V25H242L244 28L243 29H245V30H242V26H241V29L240 28H238L237 29V32L239 31V30H241V31H243V32H238V33H241V34H233V41H232V43L230 42V39H229V42H226V43H230L229 44V46L228 47H226V46H224V45H228V44H220V45H218L217 47H218V50H216L214 53L215 54H220L219 56L218 55H216V56H214L215 54L213 53V51L215 50V47L214 48H211V53H213L214 55H212L213 57H214V59H216L217 61H215L214 62V60L212 61V63L210 62L209 64H207L209 61H211V58H213L211 55H209V54H206L207 56L209 55V56H211L210 58H208V60H205L207 57L205 56V54H203V53H201V51L199 52L201 55H202V57H203V55L205 56V58L203 57H199L197 54H199V53H197L196 54V52H195V50H197V51H199L198 49H195V50H193V51H191L192 49H190V46H185L186 48L185 49H188V50H184V49H182L183 47H181V52H182V50H184V52H182V54L183 53H185L184 54V56L183 57H185V59H186V57L187 56H185V55H188V57H189V54H186V53H190V59H186V61H187V67L189 66V64H193V65H195V67L193 66V68H195L196 70V73H193V74H195V75H193L192 74V72H191V67L190 66H192V65H190L188 68H187V70L186 71H188V70H190V72H191V75H193L194 77L192 78L193 80L195 79V76H196V81L194 80L193 82H196V83H192V79L190 80V74L189 75H187L188 74V72L186 73V77H185V75H183L184 73H180V71H183V69H185V64H183V66H184V68L183 67H181L182 66V64H180L181 62V60H183V59H181L182 58V54L181 53H179L177 50L176 51H174V49H173V51L174 52H170V51H172V49H169V48H167V47H165V49H166V51H168V50H170V51H168L167 53H162V54H160V52H159V54L157 53V56L154 54V58H158L157 60H163L162 58H164V60H166L165 59V57H163V56H167L166 58H168V59H170V58H173V55L175 56L176 54H181V58H178V57H176V59L175 60H180V61H177L176 62V64L177 63H179L181 66V70L180 71H178L177 70V72H176V69L177 68H175L174 67V71L175 72H173V70H172V65L173 64H175V60L173 59V63H172V59L171 60H169V61H167L166 62V64L165 65H163V67H161L160 69L159 68H155V71L152 69L151 70V68H148V66L146 65V64H143V63H141L140 61V63L141 64H143V66L142 65H140V63H137L136 61H137V56L136 57H132V58H134V60H135V62L137 63H133L131 60V58L129 57V59H131V60H127V62H118L119 64H117V60H111L110 58H109V55H110V53L109 52H111V49L110 50H108L109 48L108 47H98L99 48V50H98V48H96L97 46L94 44L93 45V47H92V49H90V47H88L89 45H90V42L89 41H86V39H83V44H84V42H89V44H87L88 46H84V45H82V42H79V41H81L80 39L81 38H79V43L77 42V41H74V42H72L73 41V39H76V38H74L73 37V39H72V37L69 39V37H70V35L68 36L67 35V33H66V35L68 36V37H66V35L64 34L65 33V31H64V29H62L60 26H58L57 27V29H56V24H54V23H52L51 22V24H54V28H53V25L51 26V24H50V20H49V22H48V20L47 19H45L43 16V18L42 17H39V19L41 18V22H40V20L38 21V23L40 24H38V30H40V34L38 33V35H40V39H41V41L42 42H40L39 44H38V48H36V52H38L37 53V55L36 56H38V58L36 59V65L34 64V66H33V70H34V74H35V71H36V74H37V76L38 77H35L36 76V74H35V76H33L34 77V79L37 81V83L39 82L40 83V81H41V83H40V85H39V83H38V85H39V87L40 86H45V87H47L46 88V90H48L49 91V93H47L46 92V90H45V88H44V92L47 94L46 96H50V95H53L54 96V100L55 99H58V98H62L61 99V104L59 103L60 102V99H59V104L61 105V106H59L58 104L57 105H52V107H54L56 110H54V109H52V107L50 108V106H49V104L50 103H48L47 104V108H50L51 110H54L55 112L57 111V108H59L58 110H60L59 112L57 111L56 113H59L60 115H62V117H63V115H66V116H68L66 119L67 120H64V119H62L63 120V126H64V121H69V122H66V123H68V124H66V127H65V129H64V127H63V129H62V127L61 128H59V129H62L61 130V132H60V130H59V132H57V130L55 131V129H58V128H55V129H53V127H57L55 124L57 123H55L54 124V121H51V119H52V115H50V111L48 112V113H46L45 114V116H47L48 118H46V123H47V125H46V128H47V131H48V133H47V131H46V134H47V136L49 135L50 137H51V140H56V141H59V139H57V137L59 138V135H61L62 133H64V137H65V135H67V134H69V139L71 138V136H77L78 135V133L79 132H81L80 134H81V138H82V140H80V138H79V140L76 142L75 140H77L78 138L77 137H80V134L77 136V137H74L75 138V140H73L72 141V143H73V145H76V144H78V142H80V141H82V143L83 144H85V143H87L89 140H90V134H91V132L93 133V132H95L96 130L95 129H93V125H91L92 124V121H93V118H94V116H93V114H95V113H93V111L95 110V106H96V104H98V103H100L99 101H98V99L99 98H97V100L95 99V100H93V101H97L96 103H94L93 101H91V102H87V100H89L88 98H87V100H85L86 99V97H88V96H86L85 97V95L83 96V98L85 97V99H83L82 98V96H80L79 95V99H77V95H78V91H79V86H81V85H84V87H83V91H85V90H87V89H85L84 90V88H88L89 90H90V88H89V86L88 85H90L91 84V82L93 83V81L95 80V79H98L97 80V82L98 83H95L96 82V80H95V84H93V85H91V86H96V84H99V85H103L102 83H100V82H104L105 80H107V82H105V83H110L111 84V86L113 87V89L112 90H109V91H113L114 92V90H116L115 92H114V94H113V92L112 93H108V94H112V95H114L115 96V94H116V96L118 95H120L121 97L123 96V94H125V96H127L126 94H128V92L133 96V98H134V96L136 95L137 96V94H136V92H134L133 93V90H132V86H130L131 84L133 85V83H132V81H130V83H128L129 82V80L130 79H128V78H126V76H125V74L127 75V73H129L128 75L129 76H134V77H136V76H138L139 77V79H141V77L139 76V74H141V76H143V74H144V76H145V74H150V75H152L155 79H157V82H160L161 83V81L163 82V80H168L169 81V83H167V84H174V85H172L173 86V88L172 87H170L171 86V84H170V86H167V84H166V86L168 87H166L167 89H168V91L167 90H163L164 88H165V86H161V89L159 88V86L157 85H155L154 84V82H155V79H154V82H152V80H150V77L149 78H147V79H145V81H143L142 83H140L139 81V79H137L138 81L137 82H135L136 84L139 82L140 84H138V85H147V84H150V83H146V81L148 80H150L149 82H152V84L154 85V88L152 87V89L151 90H153L154 89V93H155V95H154V97L156 96V93H157V97H159V98H161V96L163 97V99L161 98V100H159V102L158 101H156L157 99V97L156 98H152L153 96L151 95V91L149 90L150 88H151V84H150V87L149 86H147V88L145 87V88H143L144 86H142V88L141 87H137V85L136 86H134V87H136V88H133L135 91H136V89H142L143 90V93H144V89H145V92H147V94H149L150 93V97H151V99L152 100H154V99H156L155 101H152V102H150V100L149 99H147V100H149V102L150 103H148L149 105H150V107L151 106H154L153 108L155 109V108H159L158 110H160V108H161V104H157V103H162L163 102V106L162 107H164V105H165V109H162L163 111H165L164 113H166V115H168V113L169 114H172L171 113V111L170 110H172V112L174 113V111H175V114L176 113H179L180 115L178 116V118L176 119L175 117L173 118V119H176V120H170V122L168 121V120H165V126L164 125H162V124H164V123H162L161 122V120H160V118H162V119H164L163 118V112H161V110L160 111H158V110H154L152 107V110H151V108L150 107H147V108H149V110L150 111H152V112H154L153 114H154V116L153 117H150V118H156L157 119V117H155V114H156V116H159L158 117V121H159V123L162 125L161 127L160 126H158V125H160V124H156V126H158L159 128H157L154 124L155 123H157V122H152L151 120H149V118H144V119H146V121L144 120V122H146V124L148 123V121H149V123L151 124V122H152V124H151V126H155V128L154 127H151L149 124V127H151L152 129H154V130H150L151 132H149L150 134H156V131L155 130H161L162 132H160V131H158V132H160V133H163L164 134V136H166V137H168V135H165V131L164 130H166L167 129V131L169 130L168 129V127H170V125H171V128H170V130L171 131H174L175 132V134L174 135H176L178 132H176V129H177V131H178V128H179V126H177L178 128H173V130H172V126H174V125H178V124H180L181 122H180V120L183 118L184 120H185V118L184 117H187L188 115L187 114H189L190 116L192 115V117H189L188 116V118L190 119H192V122L194 123V121H195V119H194V116L195 117H198L199 116V114L196 116V114L199 112H201V110H203V112L205 113V111L207 110V108L210 110V111H212L211 113H213L214 115L216 114L217 115V117H216V119L218 120V117H219V120H220V118H221V120L222 121H225V125H222L223 124V122H222V124H221V122H219L220 124H221V126H218L217 128H219V129H216L214 126H213V124H217L218 123V121H216V119H215V117H214V119H215V121H216V123H215V121L211 118V120L214 122H212V121H209V119L210 118H207V116L208 115H205L206 116V118H200V121L199 122H201V123H203L204 125H206V126H208L209 124L211 125V123L210 122H212L213 124L211 125V126H213L212 128H211V126L208 128V130H211V131H213V128H215L214 129V132L212 133L211 131H209L208 132V130L204 127V130H203V126H202V128H200V126L202 125H198V119H196V121H195V123H196V126L198 127L199 126V129H202L201 131H204L205 132V130H207V132L208 133H212L213 135H215L216 133H218L219 134V136L220 137H222L221 135H223V137H227V138H236L237 140H238V138H239V135H240V138H239V140L238 141H236V140H234V141H236L237 142V144H236V142L234 143L233 142V145L232 146H234V144L236 145V147L238 148V150L241 148L240 146H237V145H239L240 143H242L243 144V142H244V144L243 145H241L242 147L246 144V149L245 148H241L240 150V153L241 154H239L238 155V152L236 153V152H228V151H226L227 153H228V156H231V155H229L230 153L233 155V153H235V155H236V157L238 156V158H237V160L236 159H234V157H230V159L232 158V159H234L235 161H236V164L235 165H232V167L233 166H235V167H239L241 164H239V163H242V165L241 166H244L243 164H245L246 162H248V160H249V156H248V160L246 161V159H247V157H246V155L247 154H249L248 152H250L249 150L250 149H252V153H250L249 155L251 156H256L255 157V159L257 160L259 157H262V160L264 159V154L262 155V152L260 151H258L259 153H261V156H260V154L259 153H257V154H255L254 153V150H255V148H254V150H253V148H251L252 146V144L254 143L255 144V141H254V139L256 138L259 142H261L260 141V139H258L261 135L260 134H262L261 133V130H260V128L262 129V127L263 126H261V125H264V117H263V114H262V118L259 116L258 118L256 117V116H252V114H253V112H255V111H257L258 110V112H259V109L260 110H262V107L264 108V106H261V104L263 105V102L262 101H264V78H260V79H258V80H255L256 82H258V84H259V87H258V84H256V86H254L253 88H255V87H257L256 88V90H259V92H261L262 91V93H259V95H258V91H255L254 93H255V95H256V93H257V95L256 96H258V97H255L254 96V94H252L251 92H252V90L250 91H247L248 93H245L246 92V90H247V88L250 86H252V82L254 83L255 81L253 80L251 83H250V81H249V79H250V77H251V74H253L254 72H253V70H256V69H254V68H257L256 66L258 65H262V63L264 62V61H262V63H261V60H263V56H264V0H262V2H261V4H260V6H259V8H258V10L256 11ZM4 17H6L7 18V20L8 19H13L12 21L11 20H8L9 21V23L5 20V18ZM12 17V18H11ZM14 18H15V12H14ZM43 19V20H42ZM253 19V20H252ZM45 20V21H44ZM258 20V21H257ZM1 21H2V23L5 21V24L3 23H1ZM44 21V22H43ZM48 23H47V22ZM257 21V22H256ZM10 22H14L13 24H15L14 26H13V24H11ZM252 22V23H251ZM254 22V23H253ZM18 23V22H17ZM256 23V24H255ZM251 26H250V25ZM5 25V26H4ZM11 25H12V27H11ZM43 25V26H42ZM2 26L4 27L3 28V30H2ZM9 26H10V28H9ZM26 26V28L28 27L27 25H24V27ZM256 26V27H255ZM261 26V27H260ZM5 27H7V28H5ZM30 27V26H29ZM44 27V28H43ZM249 27H251V28H249ZM8 28H9V30H8ZM25 28V29H26ZM7 29V30H6ZM29 29V31H31L32 30V27H31V29L30 28H27L26 30H28ZM46 29V30H45ZM48 29V30H47ZM50 29V30H49ZM61 30L60 32H59V30ZM253 29V30H252ZM44 31H46V32H44ZM47 31H48V33H47ZM51 31V32H50ZM56 31V32H55ZM245 31V32H244ZM45 34H43V33ZM236 32V33H237ZM255 32V33H254ZM258 32H259V34H258ZM52 33V34H51ZM54 33V34H53ZM65 35L64 37L65 38H67V39H69V40H67V39H64L63 38V36H62V38L60 39V37L58 38L57 37V35ZM245 33V34H244ZM247 33V34H246ZM43 34V35H42ZM9 35V34H8ZM8 35H7V38H8ZM12 35V36H13ZM241 35V38L239 37V36ZM10 36H11V32H10ZM9 36V38H12V37H10ZM13 36V37H14ZM238 36V37H237ZM3 37H1L0 36V40H1V38L3 39ZM52 37V38H51ZM44 38V39H43ZM56 39L57 38V40H56V42L58 41V39H59V41L58 42H60V44H58V43H56L55 44V42L53 43V41H55L54 39ZM242 38H243V41H242ZM245 38V39H244ZM255 38V39H254ZM6 38L4 37V39H3V42H4V40H5ZM47 39H50V40H47ZM72 39V40H71ZM246 39H247V41H246ZM249 39V40H248ZM262 39H263V41H262ZM44 40H46V41H44ZM237 41V43H236V41ZM241 40V41H240ZM246 42H245V41ZM48 41V42H47ZM262 41V42H261ZM244 42V43H243ZM259 44H258V43ZM244 45H243V44ZM248 45H247V44ZM255 43H256V45H258L255 49L256 50H258V51H260V52H258V54H260V55H257V52H255L254 54H256V56H254V54H253V52L254 51H252V49H250V51L252 52V55L251 54H249V55H251L253 58L252 59H250V61L251 62H253L254 61V59H256L257 60V62H256V66H255V61H254V63H252V64H254V65H252L249 61H248V57H249V55L247 56V55H244V57H243V51H244V49L248 46H254L255 45ZM42 44H44V45H42ZM45 44H46V46H45ZM57 44H58V46H57ZM91 44H92V42H91ZM238 44V45H237ZM242 44V45H241ZM251 44V45H250ZM42 45V46H41ZM66 45V46H65ZM165 45H168V44H165ZM237 45V47H235ZM261 45V46H260ZM5 46V47H4ZM4 46H3V43H2V40H1V42H0V50H1V48L3 49V51H0V52H4V48H6L5 49V51L7 50L8 52H9V50H11L12 48H13V45L11 46L12 48L11 49H9L10 47L8 46V47H6V45L4 44ZM78 46V47H77ZM90 46H92V45H90ZM94 46H96L95 48L97 49H95L94 48ZM244 46V47H243ZM4 47V48H3ZM65 47V48H64ZM75 47V48H74ZM258 47H260V49L258 48ZM262 47V48H261ZM74 50H73V49ZM100 48L101 49H103V50H100ZM191 48H193V47H191ZM206 48L207 49H209L210 50V48L209 47H204V49H202V48H200V50H206ZM232 48V49H231ZM237 48H238V50H237ZM243 50H242V49ZM251 48H253L254 49V47H251ZM9 49V50H8ZM14 49L15 48H13L12 50H13V52H12V50H11V52L12 53H14ZM66 49V50H65ZM77 49V50H76ZM190 49V50H189ZM241 49V50H240ZM44 50V51H43ZM61 50H63V51H60ZM107 51V53L109 54H107L106 53V51ZM164 50V49H163ZM179 50V49H178ZM179 50V51H180ZM209 50L208 51H206L207 53L209 52ZM213 50V51H212ZM220 50V51H219ZM245 50H247V48L245 49ZM249 50V49H248ZM255 50V51H256ZM52 51V52H51ZM54 51V52H53ZM105 51V52H104ZM236 51V52H235ZM241 51V52H240ZM11 52H9L8 54H7V56H9L10 57V54H11V56L13 55ZM42 52V53H41ZM113 52V51H112ZM162 52H165V50L164 51H162ZM206 52H204V53H206ZM245 52V51H244ZM248 51H246L245 53H247ZM251 52H249V53H251ZM262 52V53H261ZM45 53V54H44ZM64 53H66V54H64ZM72 53V54H71ZM104 53H106V55L104 54ZM210 53V52H209ZM231 53V54H230ZM242 53V54H241ZM0 54H2V53H0ZM70 54V55H69ZM241 54V55H240ZM248 54V53H247ZM3 55H5V54H3ZM3 55H2V57H0V59H1V61L3 62L2 64H4V57H3ZM68 55V56H67ZM79 55V56H78ZM90 55V56H89ZM93 55V56H92ZM224 57H223V56ZM55 56V57H54ZM63 56H64V58H63ZM67 56V57H66ZM73 56V57H72ZM95 56H97L98 58H100L99 60H98V58L97 59H95L94 57ZM111 56V55H110ZM115 56V55H114ZM113 56V57H114ZM150 56V55H149ZM149 56H147L148 58H151L152 57V55L149 57ZM160 58H159V57ZM196 56H198L199 57V59L201 58V60H196V59H198V57H196ZM240 56V57H239ZM251 56H250V58H251ZM260 56L262 57L261 58V60H258V58L260 59ZM8 57V58H9ZM72 58L71 60H69L70 58ZM122 57V56H121ZM196 57V58H195ZM220 57H222L221 59H219L218 60V58H220ZM236 57H238V58H236ZM244 59H243V58ZM245 57H247L248 59H245ZM254 57H257V58H254ZM52 58V59H51ZM69 58V59H68ZM94 58V59H93ZM111 58H112V56H111ZM115 58H119V61L121 60L120 59V57H115ZM141 58V57H140ZM140 58H139V60H140ZM226 58V59H225ZM234 58V59H233ZM242 58V59H241ZM10 59V58H9ZM45 59V60H44ZM84 59H86V60H84ZM109 59V60H108ZM123 59L125 60V58H124V56H123ZM122 59V60H123ZM126 59H128V58H126ZM155 59V60H156ZM204 59V60H203ZM62 60V61H61ZM72 60H74V61H72ZM76 60V61H75ZM95 60V61H94ZM188 60H190V62L188 61ZM192 60V61H191ZM196 60V61H195ZM0 61V62H1ZM39 61V62H38ZM67 61V62H66ZM202 61L203 62H205V63H202ZM223 61V62H222ZM245 61V62H244ZM246 61L248 62V63H246ZM65 62V63H64ZM84 62V63H83ZM90 62V63H89ZM98 62V63H97ZM116 62V65L114 64ZM133 63V65H131L132 63ZM183 62H184V60H183ZM214 62V63H213ZM226 62H228V63H226ZM48 63V64H47ZM60 63V64H59ZM75 63V64H74ZM78 63V64H77ZM172 63V64H171ZM251 64V66H253V67H250L251 68V70H250V68L249 69H247L248 68V66L247 65H249L250 66V64ZM38 64V65H37ZM57 64V65H56ZM71 64V65H70ZM92 64H94V65H92ZM128 64V65H127ZM176 64H175V66H176ZM179 64H178V66H176V67H178V68H180L179 67ZM196 64L198 65V66H196ZM213 64H215L214 66H211V65H213ZM42 65V66H41ZM50 65V66H49ZM59 65V66H58ZM62 65H64L65 66V68H64V66L62 67ZM78 65V66H77ZM87 65H88V67H87ZM98 65V66H97ZM100 65V66H99ZM139 65V66H138ZM206 65V66H205ZM208 65H210V67L208 66ZM218 65V66H217ZM2 66V65H1ZM7 66V65H6ZM47 66V67H46ZM75 66H76V68H75ZM83 66V67H82ZM136 66V67H135ZM220 66V67H219ZM255 66V67H254ZM9 68H10V66H8ZM82 68L85 72H86V77H85V74H84V77L88 80V82H87V80L85 79L84 80V78H82L81 76H80V72H83V70H79L78 68ZM85 67H86V70H85ZM146 67H147V69H148V71L149 72H147V70H146ZM165 67V68H164ZM223 67V68H222ZM260 67V66H259ZM262 67V66H261ZM1 68V67H0ZM3 68V67H2ZM70 68V69H69ZM72 68V69H71ZM162 68H164V69H162ZM5 69V66H4V68H3V70ZM10 69H12V68H10ZM45 69V70H44ZM50 69V70H49ZM60 69V70H59ZM74 69V70H73ZM97 69H98V71H97ZM124 69V70H123ZM214 69H215V71H214ZM262 70H260L259 71V73L262 71L263 72V69H264V64H263V67L261 68ZM1 70V69H0ZM13 70V69H12ZM11 70V71H12ZM78 70H79V72H78ZM123 72H122V71ZM133 70V71H132ZM144 70H146L145 71V73H143L142 74V72L144 71ZM247 70H250L251 71V73H250V71H247ZM258 70H259V68H258ZM67 71H68V73H67ZM94 73H93V72ZM126 71V72H125ZM138 71V72H137ZM165 71V73H163ZM185 71V70H184ZM183 71V72H184ZM193 71V70H192ZM2 72H4V71H0V86H1V88H2V86H3V81H5L6 83H8V81H10L9 79H11V78H7L8 79V81H7V79L6 80H4V77H3V75H2ZM13 73L12 74H14L15 72L14 71H12ZM61 72V73H60ZM69 72H71V73H73L72 75L69 73ZM89 72L91 73V74H93V75H98V74H100V75H98V77L99 78H102V80H100L99 78H97L96 76L94 77V76H92L91 74V76H87V74L89 75ZM137 72V73H136ZM147 72V73H146ZM189 72V73H190ZM194 72V71H193ZM249 72V73H248ZM33 73H32V75H33ZM76 73V74H75ZM109 73V74H108ZM117 73V74H116ZM160 73H162L163 75H165L167 78L169 77V75H172L171 77H169L168 79L165 77V76H162V75H160ZM229 73V74H228ZM83 74H81V75H83ZM104 74V75H103ZM113 74V75H112ZM131 74H134V75H131ZM137 74V75H136ZM147 74V75H148ZM182 74V75H181ZM198 74H200L199 75V79H198ZM2 75V76H1ZM11 75V74H10ZM44 75V76H43ZM103 75V77L105 78V80H104V78L103 77H100V76H102ZM127 75V77H129ZM136 75V76H135ZM146 75V76H147ZM209 75H215V77H216V75H218V77L220 78V82L218 81V83H216L215 84V82L217 81L216 79H215V77L214 76H209ZM228 75V76H227ZM243 75V76H242ZM249 77H248V76ZM18 76V75H17ZM78 76V77H77ZM115 76V77H114ZM180 77V79L178 80V78ZM240 76V77H239ZM245 76V77H244ZM246 76H247V78H249V79H247L246 78ZM3 78V80H2V78ZM75 77V78H74ZM148 77V76H147ZM177 77V81L179 82V85H178V82L176 83V82H172V80L173 79H175ZM192 77V76H191ZM214 77V78H213ZM217 77V78H218ZM243 77V78H242ZM107 78V79H106ZM121 78V79H120ZM126 78V79H125ZM130 78V77H129ZM137 78V77H136ZM136 78H133V79H136ZM144 78H146V77H144ZM143 77H142V80L144 79ZM166 78V79H165ZM171 78V79H170ZM14 78L12 77V80H13ZM38 79H40L39 81H38ZM119 79V80H118ZM127 79H128V81H127ZM160 79H162L161 81H159ZM199 81H198V80ZM212 79H213V81H212ZM230 79V80H229ZM83 80V81H82ZM132 80V79H131ZM208 80H211V82L213 83V85H214V88H213V86H210V85H212L211 84V82L210 81H208ZM245 80V81H244ZM69 81V82H68ZM72 81V82H71ZM80 81H81V83H80ZM109 81V82H108ZM116 81V82H115ZM180 81H183L184 83H186V84H184L183 82H182V85L184 84V86H188L190 83H192V84H190L191 85V87H194L195 85H198V86H201L202 88V92H206V96H203V99L201 100V95L198 93L199 92V90H200V88H199V90H198V88L196 89V87H194V88H192V89H195L194 91L192 90H190L189 92H188V87H190V85L186 88V91L185 92H183L182 90L183 89H185L184 87H182V86H180L181 85V82ZM249 81V82H248ZM4 82V83H5ZM44 82V84L42 85V83ZM87 82V83H86ZM145 82V84H143ZM200 82L203 84V86L202 85H200ZM210 83V85H208L209 83ZM240 84H239V83ZM248 82V83H247ZM260 82V83H259ZM72 83V84H71ZM79 85H78V84ZM85 83V84H84ZM90 83V84H89ZM199 83V84H198ZM225 83V84H224ZM235 83V84H234ZM238 83V84H237ZM2 84V85H1ZM74 84H76V85H74ZM106 84V85H107ZM157 84H159V83H157ZM162 84V83H161ZM164 84V83H163ZM162 84V85H163ZM177 84V86H179L180 88V90L182 91V93H179V92H181V91H179V89H176V88H178V87H176L175 85ZM193 84H194V86H193ZM220 84H221V86H224V87H222V88H225V89H220ZM237 84V85H236ZM242 84H244V85H249V86H247L246 85V87L247 88H245V86L243 87L242 86ZM254 84V85H255ZM6 85V84H5ZM38 85H37V87H38ZM58 85V86H57ZM85 85L87 86V87H85ZM114 85V86H113ZM119 85V86H118ZM165 85V84H164ZM55 86V87H54ZM90 86V87H91ZM111 86L109 85V88H111ZM232 86V87H231ZM243 88H242V87ZM38 87V89H40ZM74 87V88H73ZM77 87V88H76ZM148 87H149V89H148ZM162 87H163V89H162ZM169 87H170V89L172 90V89H174L175 87V89H176V93H177V91H178V93L177 94H179V95H184L185 93L186 94H188V95H184L183 96V98L182 99H180V98H177V97H175V96H177V94H175L174 92H173V94L175 95L174 97H173V100H174V98H176V100H172V102L170 101V100H167V98H169V96H171V95H173L172 93H170L169 94ZM209 87H211L212 88V90H210L211 88H209ZM231 87V88H230ZM250 87L248 88V89H250ZM0 88V121L3 119V117H7L8 116V114H10V118L11 117H13V119H16V117H15V115L13 114L14 113V109L12 108L13 106H11L8 102H7V100H6V103H4L5 102V100H4V98H3V89H1ZM118 88H119V90H118ZM155 88H156V91H155ZM165 88V89H166ZM182 88V89H181ZM239 88V89H238ZM58 89V90H57ZM74 89V90H73ZM123 89V90H122ZM125 89L128 91L127 93H123V92H126L125 91ZM129 89V90H128ZM146 89L148 90V91H146ZM213 89H215L214 90V93L213 92H211V91H213ZM228 90V92H227V90ZM229 89H231V92H229ZM246 89V90H245ZM251 89H252V87H251ZM43 89L41 88V91H42ZM89 90L88 91H86L87 93L89 92ZM122 92H121V91ZM142 90L140 91H138V92H142ZM163 90V91H162ZM210 90V91H209ZM226 90V92H222V91H225ZM233 90L236 92H234V94L232 93L233 92ZM245 90V92H243ZM40 91V93H42ZM63 91H65V93H67V94H65V95H67L68 96V98H71L70 100L72 101V102H75L74 103V106L77 104L76 103V101L78 102V104L77 105H82V106H77L76 105V110H75V108L72 106V104L73 103H70V100H69V102H68V99L66 98V96L64 95V93H62ZM175 91V90H174ZM43 92V93H44ZM107 92H108V90H107ZM172 92V91H171ZM192 92H194L195 94H193ZM196 92H197V95H196ZM201 92V91H200ZM59 93H60V95H59ZM83 92H82V86H81V94H82ZM87 93H85L84 92V94H86L87 95ZM117 93H120V94H117ZM122 93V94H121ZM184 93V94H183ZM192 94V95H190V94ZM203 93V94H204ZM209 93V94H208ZM232 93V94H231ZM237 93H241V94H237ZM244 93L246 94V96H247V94H249L250 95V98H249V96H247V98L249 99L248 101H250V99H253L254 97H255V99H257V98H261V99H259V101L261 100V102L262 103H259V101H258V99H257V102L256 101H254L255 99H253V100H251L252 102H253V106H251V110H249V111H251L249 114H250V118H248L247 116H245L246 115V112L248 111V109H246V107H247V104H246V107H243V109L245 108V110H243V112H245V117H246V120L248 119V121L245 123V121L246 120H244V119H241V121H239L238 120V118L236 119V117H239V119H240V117L242 118V116H240V115H243V112H241L242 111V109L240 110V108L242 107V106H245V104H243L245 101H247L246 99L247 98H242L243 96H244ZM55 94V95H54ZM145 94V93H144ZM235 94H236V96H235ZM252 94V95H251ZM262 94V95H261ZM62 95H64V96H62ZM71 95V96H70ZM129 95V94H128ZM131 95H129V97L128 98H130L129 100H131L132 98H131ZM179 95H178V97H179ZM198 95H200L199 97H196V98H199V99H197V102L195 101L196 99L194 98L195 96H198ZM205 95V94H204ZM208 95V96H207ZM216 95V96H215ZM230 95V96H229ZM232 95H234V96H232ZM242 96L241 97V99L242 100H239L238 99V101L236 100L237 98H238V96ZM77 96V97H76ZM111 96V95H110ZM114 96H113V99H114ZM124 96V97H125ZM186 96H189V97H186ZM190 96L192 97L193 96V98L195 99H193V98H190ZM212 96V97H211ZM226 96H227V98H226ZM239 96V97H240ZM253 96V97H252ZM64 97L67 99H64ZM81 97V98H80ZM126 97V98H127ZM146 97H148V96H146ZM184 97H186V99L184 98ZM232 98V99H230V98ZM127 98V99H128ZM188 98L191 100H188ZM207 98H208V100H207ZM215 98V99H214ZM226 98V99H225ZM236 98V99H235ZM45 99L48 101H52V102H54L55 103V101H53L52 99H53V97L51 96L50 97V99L48 98H46L45 97ZM64 99V100H63ZM73 99V100H72ZM77 99V100H76ZM81 99V100H80ZM177 99L178 100H180V102L181 103H179L180 104V106H179V104L178 105H176L177 103L175 102V101H177ZM193 99V100H192ZM228 99H230V101L228 102ZM75 100V101H74ZM85 100V101H84ZM182 100V101H181ZM187 100V101H186ZM232 100V101H231ZM48 101V102H49ZM50 101V102H51ZM80 101V102H79ZM192 101H195V102H192ZM233 101H235V103L233 102ZM243 102V103H241V102ZM247 101V102H248ZM251 101H250V104H251ZM52 102H51V104H52ZM133 102V103H132ZM135 102H136V99H135ZM134 102V100L132 99L131 100V104H132V111H130V113L131 112H133V113H135V114H133V113H131L132 115L130 116L131 118L133 117V118H135V120L134 121H129L130 119H127V117H126V115H124L126 118L125 119H127L128 121H129V123L127 122V124H124V128H125V130H127V132H129V129L131 130V133H134V130H136V129H133L136 125V128L139 126V124H142V123H140L141 122V120H139L140 118H139V116H141V117H148V116H150V115H148V116H146L147 114H150L149 113V111L147 112L146 110H144L145 109V105L147 104V102H144L143 103V105L145 106H143L141 103H139L137 106L134 104L135 103ZM139 102V101H138ZM156 102V103H155ZM189 102V103H188ZM192 102V103H191ZM203 102V103H202ZM254 102H256V103H254ZM45 102H43V104H44ZM71 104V106L69 105V104ZM81 103V104H80ZM165 103V104H164ZM175 104V106H174V104ZM196 104V105H194V106H196L195 108V110H199L197 113L195 112L194 113V108H193V112L192 113H194L195 115H193L191 112V114L190 113H188L189 111H190V109H188L189 107L191 108V106L193 107V105H191V104ZM197 103H200V105H198ZM219 103V104H218ZM225 103L228 105L227 107H226V110H225V108H223V106H226L225 105ZM237 103V104H236ZM242 104V106H240L239 107V104ZM258 103V104H257ZM50 104V105H51ZM56 104V103H55ZM86 104V105H85ZM136 104H137V102H136ZM141 104V105H140ZM154 104V105H153ZM223 104V105H222ZM254 104H255V106L257 105H259L258 106V108L256 107V108H254ZM8 105V106H7ZM84 105V106H83ZM95 105V106H94ZM98 105H100V104H98ZM155 105H157V107L155 106ZM181 105H184V109L181 107ZM220 105V106H219ZM43 106V105H42ZM45 106V105H44ZM57 106H59V107H57ZM88 106V107H87ZM91 106V107H90ZM139 106V107H138ZM148 106V105H147ZM176 106H178L179 108H177ZM186 106H189L188 108L186 107ZM222 106V107H221ZM236 106H238L237 107V110L240 112H238L237 110H233V109H231V108H236ZM248 106L250 107V105H249V102H248ZM57 107V108H56ZM70 107H71V109H70ZM74 108V110H75V112H73L74 110H72L73 108ZM77 107H78V109H85V111H86V109H87V111L86 112H88L89 114H91L92 116H93V118H90V128H88L87 126H85L86 127V129L88 130V131H86V130H83V128H85L84 127V125L82 126V123H84V119L81 121V122H79V121H77L78 119H76V117L75 116H77V114L79 115V116H81V115H86V116H88V114L85 112V111H83V109L81 110L82 111V113L83 114H81V111L80 110H78L77 109ZM80 107V108H79ZM99 107V106H98ZM138 110H134L135 108ZM141 107V108H140ZM144 107V108H143ZM185 107H186V110L188 109V111L186 112V114H185V112H184V110H185ZM201 107V108H200ZM46 108V109H47ZM64 108V109H63ZM146 108V109H147ZM182 108V109H181ZM220 108V109H219ZM44 110H45V108H43ZM49 109V110H50ZM88 109H90V110H88ZM177 109V110H176ZM253 109H255V111H253L252 112V110ZM1 110H2V112H1ZM12 110V111H11ZM68 110V111H67ZM72 110V111H71ZM142 110L143 111H145V114L143 113V115H142ZM148 110V109H147ZM192 110V109H191ZM208 110V111H209ZM6 111V112H5ZM53 111V112H54ZM70 111H71V115H72V117H73V114L75 113L76 115L73 117V118H75V120L77 121V122H79V123H81V127H79L80 125H79V123L78 124H76L77 122L76 121H72V120H74V119H71L72 117L70 116ZM78 111H80V114L78 113ZM158 111V113L159 114H162L161 116L160 115H158L157 113H155V112H157ZM179 111V112H178ZM182 111V112H181ZM208 111H206V113L205 114H207V112ZM224 111V112H223ZM230 111H231V114H232V112L236 115H231V114H229L230 113ZM13 112V113H12ZM45 112H47V110L45 111ZM44 112V113H45ZM52 112V113H53ZM91 112V113H90ZM94 112H96V111H94ZM147 112V113H146ZM161 112V113H160ZM217 112V113H216ZM222 112V113H221ZM236 112V113H235ZM262 112V111H261ZM260 112V113H261ZM137 113H139V116H138V114ZM209 114L210 116H208V117H211V115H213V114ZM219 113H221V114H219ZM238 113H239V115H238ZM4 114V116L2 117V115ZM7 114V115H6ZM11 114L13 115V116H11ZM49 114V115H48ZM58 114V115H59ZM127 114H128V112H127ZM137 114V115H136ZM141 114V115H140ZM202 114V112L200 113V116H203V115H201ZM227 114H229L230 116H232V118H230ZM174 115V114H173ZM177 115V114H176ZM183 117H182V116ZM187 115V116H186ZM227 115V116H226ZM238 115V116H237ZM17 116V115H16ZM52 116V117H51ZM66 116H64V117H66ZM71 118H70V117ZM111 116V115H110ZM151 116H152V114H151ZM199 116V117H200ZM205 116H203V117H205ZM226 116V117H225ZM63 117V118H64ZM78 117V116H77ZM91 117V116H90ZM170 117V118H169ZM168 118L169 119H172L171 118V116H169ZM198 117V118H199ZM51 118V119H50ZM124 118V117H123ZM138 118V119H137ZM166 119H167V117H165ZM188 118H186L187 120H188ZM224 118H226V119H224ZM12 119V118H11ZM48 119H50V120H48ZM81 119V118H80ZM95 119V118H94ZM108 119H109V117H108ZM156 119H153V121L154 120H156ZM182 119V120H183ZM203 119V120H202ZM228 119V120H227ZM232 119H233V121H232ZM250 119V120H249ZM18 120V119H17ZM59 120H60V117H59ZM107 120V119H106ZM183 120V121H184ZM204 121L205 120V122H209V124H207V123H205V122H202V121ZM206 120H208V121H206ZM220 120V121H221ZM226 120L228 121V122H230L229 123V125H230V127H232V125H231V122L233 123V125L235 124V125H237V127H238V125L239 126H242L241 128H237V131L235 132V130L233 129V128H235V127H232V128H230V129H226V128H228L229 127V125L227 126V124H228V122H226ZM231 120V121H230ZM244 120V121H243ZM11 121V126H12V121L13 120H10ZM48 121V122H47ZM61 121V120H60ZM60 121H59V124H60ZM109 121V120H108ZM126 121V120H125ZM138 121H139V123H138ZM164 121V120H163ZM167 121H168V124H166L167 123ZM186 121V120H185ZM190 120H188V122H189ZM18 122V121H17ZM17 122H15V123H13V124H16ZM71 122V123H70ZM76 122V123H75ZM94 122V121H93ZM105 122V121H104ZM176 122V123H175ZM191 122V121H190ZM244 122V123H243ZM251 122V123H250ZM54 124V125H52V124ZM62 123V122H61ZM72 123H74V124H72ZM108 123V122H107ZM125 123V122H124ZM131 123V124H130ZM178 123V124H177ZM239 123V124H238ZM243 123V124H242ZM258 123V124H257ZM69 124H71V125H69ZM105 124H106V122H105ZM184 124H186V122H184ZM219 124V125H220ZM250 124V125H249ZM253 124V125H252ZM18 125V124H17ZM17 125H16V127H17ZM50 125H52L53 127L51 128V126ZM62 125V124H61ZM76 125V126H75ZM79 125V126H78ZM86 125V124H85ZM218 125V124H217ZM249 125V126H248ZM92 126V127H91ZM95 126L96 125H94V128H95ZM133 126V127H132ZM166 126H168V127H166ZM225 126H226V128H225ZM257 126V127H256ZM261 126V127H260ZM14 127H15V125H14ZM15 127V128H16ZM25 127V128H24ZM23 127V131H25L26 132V134H27V136H30V137H27V138H30V139H32L31 137H33L34 136V133L32 132V130L30 129V127H28V126H24ZM49 127V128H48ZM69 127H70V129H69ZM108 127V126H107ZM107 127H105V128H107ZM164 127V129L162 130V128ZM166 127V128H165ZM254 127V128H253ZM29 128V129H28ZM150 128V129H151ZM161 128V129H160ZM222 129V131H224V129H226L224 132H222L221 133V135H220V130ZM12 129H13V126H12ZM49 129V130H48ZM52 129V130H51ZM175 129V130H174ZM94 130V131H93ZM100 130V129H99ZM103 130V129H102ZM133 130V131H132ZM234 130V131H233ZM259 130H260V133H259ZM12 131V134H13V136H15L14 134L15 133H17V131H18V128H17V131H16V129H14V131H16V132H13V130H11L10 129V132ZM86 131V132H85ZM98 131V130H97ZM101 131V130H100ZM154 131V133H152ZM199 132H197L198 134L201 132L200 130H198ZM216 131V132H215ZM217 131H219V132H217ZM228 132L227 134L229 135L230 134V136L231 137H228V135L226 134V136H225V134H223V133H225V132ZM230 131V132H229ZM238 131H240L239 133H238ZM262 131L264 132V129H262ZM51 132V133H50ZM69 132V133H68ZM89 132V135L87 134ZM165 132V133H164ZM173 132V133H174ZM56 133V134H55ZM75 133H77V134H75ZM130 133V132H129ZM234 133H236V136H234L235 134ZM237 133L239 134V135H237ZM85 134H86V136H85ZM218 134H217V136H216V139L214 138L215 136H213V143L212 144H210L209 142H212V137L209 139V137H208V144H210L211 146H208V144H206L205 145V148H204V150L206 149L208 152H206V150H205V152H206V155H207V157H208V155H209V157H210V153L211 152H213V149H215L214 147H217L216 146V144L217 145H219L218 143H216L215 144V142H217V139H218ZM233 134V135H232ZM246 134V135H245ZM255 134V135H254ZM16 135H18V133L16 134ZM178 135V134H177ZM176 135V136H177ZM208 135H210V134H208ZM207 135V136H208ZM260 135V136H259ZM262 135H264V134H262ZM55 136V137H54ZM61 136H63V134L61 135ZM234 136V137H233ZM238 136V137H237ZM246 137V139H245V137ZM53 137V138H52ZM165 137V138H166ZM219 137V139L221 140V138ZM222 137V138H223ZM244 139H243V138ZM262 137V136H261ZM26 138V139H27ZM49 138V137H48ZM73 138V137H72ZM71 138V139H72ZM226 138V139H227ZM30 139H28V141H27V145H28V150H26L27 151V153L29 154H27L28 156H29V159H31V160H33L32 161V163L34 162V165L35 166H38V165H40V166H38L37 168H39V167H44V166H41V164L42 165H48V169H51V170H47V166L46 167H44V168H42L43 170H40V172H41V174H42V177L43 178H46V179H48L49 178V173H50V171L52 172V175L54 174V175H56V176H53V177H55V179H57L56 181H58V184H59V187H57V188H60V186H61V193L59 192L60 191V189H58L57 190V188H56V185H57V183H56V185L53 183V181H51L52 183H49L50 182V180H48V181H46V179L44 180L43 178H41L42 179V181L41 182H43L44 183V181H45V183L43 184V186H44V190L42 189V184H41V182H40V185H41V187L40 186H38V187H34L33 189L34 190H37V189H39V190H43V191H46V192H44V196H42L43 195V192H41V196H42V198L43 197H45L46 198V201L49 203V201L51 202V201H57L59 204L57 205H55V204H53V205H55V206H58V209H57V207H55L56 209H52V213H51V211L49 212V210H47V208H46V206L48 205L47 204V202L44 200V199H42V201L41 202H39V205L37 204L38 203V199L34 196V199H37L36 201L34 200V199H32L31 201H33L32 203H34V205L33 204H31V205H33V207L32 208H34L33 210H35V213L37 214H35V213H33L34 211H32L29 215H30V222L31 221H34L35 222V225L36 226H38L39 224V222H37V221H40L41 222V220H42V216H43V213H44V215L45 214H47V215H45V217H43L45 220H47V219H49V220H51L49 217H51V216H53V218H52V220L51 221H49V220H47L45 223L47 224V222L50 224V226H49V228H50V230L48 229V227H47V229L50 231V234H48L47 233V231H46V229L44 228V231H45V235H47V236H49V237H47V236H45L44 237V234H43V237H42V239L43 238H45L46 240H47V238L49 239L50 237L52 238V236L54 237V239L52 238H50V240H53V242L54 243H52L53 245H55V244H57V245H55L56 247H53L52 249H49V251H52L53 252V258L55 259V260H58V259H60V262H62L63 261V259H62V255L65 253L64 251L65 250H67V248H66V246L68 245H70V244H68V241H69V243L72 241L73 242V239L75 240V242L77 243L78 241L79 242H83V241H85V242H83L84 244H83V246L81 245V247H80V245H73V243L71 244L72 245V247H73V250H75L74 248H78V246H79V248H80V253L81 254H85L86 253V257H88V260H89V258L91 259L92 257H89V255L87 254V252H89V251H93L92 253H95V251L96 250H98V249H96L95 250V246H96V243L100 246V245H105L106 244V240H109V241H111V240H113V238H115V239H120L119 237H121V236H117V238L116 237H113V236H116L117 235V230L118 229H116V231L114 230V228L112 229L111 227V229L109 228V227H106V229L107 228H109L107 231L108 232H105V235H104V237L102 236L103 235V233L100 235V236H102L103 238H101V237H99V233L98 232H101V229L102 228H100V227H102L103 225H100L101 224V221L100 220H104L105 218H102V217H98V216H102V214H98V212L97 211H99V212H102V210H101V208L104 210V208H105V211H107V212H111V205L110 204H108V198H109V196L110 195H112V193H113V191H111V190H113V189H111V190H109V192H112V193H109L108 194V192H106V193H104L105 192V190L106 191H108V189H110V185H113L111 182H113L114 180V178H116V175H112V178H111V176L109 175V172H107L106 170H105V168L103 167L104 166V163L102 162L103 161V159L105 160V158H106V156H104L107 152L106 151H103V152H101L102 150H99V152H100V154L101 153H103V155H102V159H101V155H100V159L102 160H99L100 161V167L103 169V170H105V173H107L108 175H109V177H108V179L109 180H111L110 182H109V180H107L108 181V183H109V185L107 186L108 188L107 189H105V187H103V186H105L106 184L105 183H107V182H105L106 181V179H107V174H102L101 176L102 177H105L104 179H101L102 177H100V179L101 180H103V182H105V183H101V182H99L100 181V179H98V177L100 176V173H103L102 171H101V169L99 170V166H98V163H99V161L97 162L96 161V163H97V165H96V163H95V161H94V164H93V160H91V154H92V150H88V152L86 151H83V150H78L77 151V145L76 146H74L73 147V149L72 150H59V151H57L58 149L57 148H55V149H57V150H55L54 149V151H53V157L52 158H54V159H52L51 158V160H53V161H49V159L50 158H48L47 160H46V146L45 145H38L39 146V148L37 147H35L34 148V146L35 145H33L32 143H30ZM218 139V141H220ZM226 139H224V140H222L221 142H225V141H231V139L230 140H226ZM244 141H243V140ZM255 139V140H256ZM50 140V139H49ZM50 140V141H51ZM210 140V141H209ZM216 140V141H215ZM248 140V141H247ZM56 141H53V143H55ZM215 141V142H214ZM233 141V140H232ZM232 141H231V143L229 142H226V143H228V144H232ZM239 141H241V142H239ZM248 143H247V142ZM257 141V142H258ZM264 140L262 139V142H263ZM52 142V141H51ZM197 142V144H199L198 142H200V141H196ZM221 142H220V144H221ZM239 142V143H238ZM58 142H56V144H57ZM74 143H76V144H74ZM206 143V142H205ZM52 144V143H51ZM196 143H195V147H196V145H197ZM253 144V145H254ZM259 145H256V146H259V148H260V150H262V146L264 145H262V146H260V144L261 143H258ZM222 145H225V146H223L224 148L226 147V145L227 144H221L220 145V149L219 150H221L220 151V153L221 152H223L225 149L223 148V150H222ZM213 146V147H212ZM229 146H231V145H229ZM229 146H227L226 147V149L227 150H230L231 149V147H229ZM31 147H33L34 149H32ZM197 147H198V145H197ZM236 147H234V148H232V149H234V150H237L236 149ZM240 147V148H239ZM207 148H209V150L207 149ZM257 148V147H256ZM37 149H40V150H37ZM43 149V150H42ZM197 149V148H196ZM195 149V150H196ZM210 149H212V150H210ZM217 149V148H216ZM215 149V150H216ZM231 149V150H232ZM248 149V150H247ZM258 149V148H257ZM75 150V151H74ZM194 150V151H195ZM259 150V149H258ZM114 151V150H113ZM120 151V150H119ZM175 151H177V150H175ZM178 151H180V150H178ZM178 151H177V153L175 152V154L176 155H174V157L175 156H177V157H175V158H173L172 160H174L173 161V163L176 161V160H179L180 159V157H182V156H178V155H183V153L181 154V152H179V154H178ZM198 151V150H197ZM211 151V152H210ZM245 151H248L247 152V154H245L246 152ZM68 152H70V153H68ZM85 152V153H84ZM115 152L117 153V151L115 150ZM205 152H203L204 154H205ZM210 152V153H209ZM225 152V154L223 155V153H221L224 157L226 156V159L228 158L227 157V153ZM242 152H243V154H242ZM245 152V153H244ZM196 153H197V155H199L200 156V158H199V160H198V158L196 157L195 158V161H196V159H197V161H200V159L202 158V157H204L203 159H202V161L203 160H205V157L206 156H204V155H202L203 153H201V152H194L193 153V155H192V158H193V156L194 155H196ZM216 153V152H215ZM218 153V152H217ZM219 153V155L217 154V156L213 153L212 155H211V157L213 156L214 157V155H215V157H217L218 159H220V161L218 160V162L222 165L223 164V162L224 161H227V160H229V158L227 159V160H225V158L223 157L222 158V156H220L221 154ZM253 153H254V155H253ZM264 153V152H263ZM0 154H2V152L0 153ZM41 154V155H40ZM46 154V155H45ZM60 154H62V155H60ZM259 154V155H258ZM3 155V154H2ZM0 155V157H3L2 159L0 158V170L2 169V168H4V170H7L6 168L8 167L9 169H10V173H12V175L9 173V175H10V177L8 176H6L4 173H3V171H0L1 173H2V175H0V188H1V190H0V194L2 195L3 193L2 192H4V193H7L6 195H9L8 194V191L9 192H11L10 194V196H12L13 198H16V196H15V193H16V195H18V191H16L14 194H13V191L14 190H17L18 188V168L17 167H14V166H16V164H15V155H8V156H11V157H13V159H11L10 157H8L7 158V154L6 155ZM36 155V156H35ZM72 155V156H71ZM241 155H242V157H243V155H244V158H242L241 157ZM257 155L259 156L258 158H257ZM88 156V157H87ZM184 156V155H183ZM219 156H220V158H219ZM234 156V155H233ZM5 157V158H4ZM98 157H99V154H98ZM105 157V158H104ZM188 157H190V156H185V157H182L183 158V160H182V158L179 160V161H177L178 163L179 162H181V161H184L185 159L184 158H187L188 159ZM206 157V159H208ZM240 157V158H239ZM246 157V158H245ZM10 158V159H9ZM38 158V159H37ZM75 158V159H74ZM79 158V159H78ZM84 158V159H83ZM179 158V159H178ZM241 158H242V160H241ZM35 159V160H34ZM73 159V160H72ZM85 159H87V160H85ZM89 159V160H88ZM97 159V158H96ZM107 159V158H106ZM161 159V158H160ZM160 159H158L157 160V163L160 161ZM191 159V158H190ZM239 159V160H238ZM243 159H244V162H242L243 161ZM250 159H251V157H250ZM252 159H254V158H252ZM252 159L251 160H249V161H251V163H253V165L255 166V168H256V165L258 164L259 165V163L260 162H258V160H260L261 162H263L260 158L256 161L255 159L252 161ZM6 160V161H5ZM12 160H14V161H12ZM47 162H46V161ZM56 160V161H55ZM98 160V159H97ZM189 160V159H188ZM193 160H194V158H193ZM192 159H191V161H186L187 162V164L185 163V161H184V163H180L181 165H184V164H186L187 166H189L188 164L190 163L191 164V162L193 161ZM36 161V162H35ZM60 161H61V163H60ZM195 161L194 162H192V163H195ZM207 161V160H206ZM206 161H204V162H206ZM235 161H233V162H235ZM238 161V162H237ZM246 161V162H245ZM2 162V163H1ZM6 163V164H4V163ZM10 162V163H9ZM51 164H50V163ZM102 162V163H101ZM161 163H163L164 161L163 160H161L160 161ZM177 162H176V164H177ZM204 162L202 163V164H204ZM210 162V161H209ZM12 163H14L13 165H12ZM41 163V164H40ZM49 163V164H48ZM165 163V162H164ZM206 163H208V162H206ZM227 163H228V161H227ZM229 163H230V161H229ZM249 164H250V162H248ZM264 163V162H263ZM36 164H38V165H36ZM101 164H103V165H101ZM159 164V163H158ZM175 164V163H174ZM208 164H210V163H208ZM249 164H247V165H249ZM3 165H5V166H7V167H5V166H3ZM78 165V166H77ZM80 165H81V167H80ZM94 165L95 166H98V168H96V167H94ZM161 166H162V164H160ZM178 165V164H177ZM191 165H193V164H191ZM224 165H226V162H224V164H223V166ZM250 165H252V164H250ZM257 165V166H258ZM262 165H264V164H262ZM10 166V167H9ZM50 166L52 167V168H50ZM67 166V168H68V171H65V167ZM70 166V167H69ZM90 166H92V167H90ZM113 166H117V168H116V170L119 168L120 169V167H122L123 168V166H119L118 164H116V165H113ZM119 166V167H118ZM227 166V165H226ZM253 166V167H254ZM259 166H261V163H260V165ZM258 166V167H259ZM174 167H180V166H174ZM227 167H231V166H229V164H228V166ZM16 168V169H15ZM56 168V169H55ZM69 168H71V169H69ZM93 168H96V169H98L99 171H100V173L99 174H95L94 173V169ZM45 169V170H44ZM64 169V170H63ZM95 169V170H96ZM53 170H55V171H53ZM74 170V171H73ZM98 170H96V171H98ZM115 170V171H116ZM13 171V172H12ZM17 171V172H16ZM47 171V172H46ZM48 171H49V173H48ZM61 171V172H60ZM63 171V172H62ZM80 172V173H79ZM82 172V173H81ZM14 173L16 174V175H14ZM56 173V174H55ZM124 173V172H123ZM51 174V173H50ZM57 174H59V175H57ZM64 174V175H63ZM84 174V175H83ZM62 175V176H61ZM94 175H97V176H95V177H97V178H95L94 177ZM51 176V175H50ZM60 176V177H59ZM88 176V177H87ZM15 177V178H14ZM63 177V178H62ZM68 177V178H67ZM111 178V179H110ZM249 178H251V176H249ZM17 179V180H16ZM49 179H51L52 180V178H49ZM69 179V180H68ZM77 179V180H76ZM96 179H97V181H96ZM117 179V178H116ZM115 179V180H116ZM2 180H3V182H2ZM5 180V181H4ZM44 180V181H43ZM73 180V181H72ZM92 180V181H91ZM99 180V181H98ZM105 180V181H104ZM113 180V181H112ZM251 180V179H250ZM16 181V182H15ZM59 182H61V183H59ZM99 182V183H98ZM49 183V184H48ZM75 183H77V184H75ZM80 185H79V184ZM111 183V184H110ZM113 183H115V182H113ZM3 186H2V185ZM74 184V185H73ZM104 184V185H103ZM250 184V183H249ZM12 185V186H11ZM51 185V186H50ZM52 185L54 186V187H52ZM98 185V186H97ZM2 186V187H1ZM6 186V187H5ZM8 186V187H7ZM16 188H15V187ZM47 186V187H46ZM58 186V185H57ZM71 186V187H70ZM100 186V187H99ZM248 186V187H247ZM246 186V188H249L250 189V185H247ZM4 187V188H3ZM11 187V188H10ZM8 188V189H7ZM15 188V189H14ZM52 188H54V191H53V189ZM56 188V189H55ZM72 188V189H71ZM83 189V190H81V189ZM111 188H113V186L111 187ZM10 189V190H9ZM50 189V190H49ZM102 189V190H101ZM103 189H105V190H103ZM253 189H254V186H253ZM8 190V191H7ZM64 190V191H63ZM68 190V191H67ZM100 190V191H99ZM260 189H258L257 191H256V193H259L258 191H259ZM57 191H58V193H60V195L57 193ZM72 191H73V193H72ZM261 191V190H260ZM38 191H36V193H37ZM35 193V194H36ZM52 193H56V195H54V194H52ZM64 194V195H63ZM71 194H72V197H71ZM87 194V195H86ZM107 194H108V196H107ZM6 195H4V199H6ZM48 195V196H47ZM53 195H54V198H56L55 200H52V197H53ZM93 195V196H92ZM98 195V196H97ZM107 196L108 198H106L107 200H105V196ZM10 196H7V197H9V198H7V199H9V200H11L12 199V197H10ZM73 196H74V198H73ZM77 196V197H76ZM82 196V197H81ZM91 196V197H90ZM104 196V197H103ZM18 197V196H17ZM80 197V198H79ZM86 197V198H85ZM49 198V199H48ZM53 198V199H54ZM65 198V199H64ZM70 198V199H69ZM73 198V199H72ZM84 198V199H83ZM92 198V199H91ZM103 198H104V200H103ZM1 199H3L1 196H0V200ZM17 199V198H16ZM82 201H81V200ZM110 199V198H109ZM8 200V202H6V200H5V203H8V204H6L5 205V203L3 204L2 202H4V200H2L0 203V207H2L3 205V207H5V209H8L7 208V205L8 206H10L9 205V202H12L11 203V206H10V208L11 209H13L12 208V205L14 204L13 203V200L12 201H9ZM43 200H44V202H46V206L43 204H41V206H42V208L40 207V203H42L43 202ZM59 200V201H58ZM65 200V201H64ZM68 200H70V201H68ZM87 200H92V201H94L93 202V204L95 203L96 204V206H93V204H92V201L89 203V201H87ZM100 200V201H99ZM18 201V200H17ZM60 201H61V203L62 204H60ZM88 202V203H85V207L87 206L88 207V205H86V204H90L89 205V207H91V204H92V207L91 208H87L89 211H91L92 212V210H94V209H96V210H94L95 212H92V214L90 215L89 213H87V212H89V211H85V210H87V209H85V207H84V209H83V207L81 206V203H83V202ZM14 202H15V204H16V201L14 200ZM55 203V202H54ZM80 203V204H79ZM18 204V203H17ZM27 204H28V202H27ZM52 204H49V205H52ZM69 206H68V205ZM79 204V205H78ZM94 204V205H95ZM105 204H107L106 206H104ZM2 205V206H1ZM53 205L51 206L52 208H53ZM67 205V206H66ZM71 205H72V207H71ZM82 205H84V203L82 204ZM109 205H110V207H109ZM16 206V205H15ZM25 207L26 206V208L28 207V208H30L31 206L30 205H26V204H24L23 203V205H22V207ZM30 206V207H29ZM79 206H81V207H79ZM3 207H2V209H3ZM14 207V206H13ZM18 207V206H17ZM17 207H15V209H13L14 210V215H16V209L18 210V208ZM21 207V206H20ZM21 208V209H25V208ZM48 207H50V206H48ZM50 207V208H51ZM61 207V208H60ZM66 207H71V209H72V211L69 209V208H66ZM76 207V208H75ZM93 207H96V208H94L93 209ZM79 208H81V209H79ZM1 208H0V211L2 212V213H0V214H3V212H5L6 210H2ZM9 210L10 212H13L12 210ZM43 209H44V212H42L43 211ZM61 209V210H60ZM66 209H68V210H70V212H67L66 211ZM79 211H78V210ZM90 209H92V210H90ZM22 210V211H23ZM47 210V211H46ZM54 210H56V213L55 214H57V210L58 211H61V212H63V213H60V212H58L59 213V216L58 215H55V214H53V211ZM109 210V211H108ZM122 210H123V207H122ZM121 210V211H122ZM75 213H74V212ZM9 212V213H10ZM40 212V213H39ZM41 212H42V215H41ZM49 212V213H48ZM55 212V211H54ZM66 212V213H65ZM90 212V213H91ZM6 213V212H5ZM18 213V212H17ZM53 214V215H49V214ZM72 213H74V216H73V218L74 219H76V221L78 222V224L80 225H78L75 221H74V223L75 224H72L73 223V218H71L72 216L71 215H73ZM93 213H97V214H94V216H93ZM7 214V213H6ZM6 214H3L4 216H6ZM33 214V216L34 217H32L31 215ZM36 215V217H38L39 216V219H41V220H39L38 218H35V215ZM40 214V215H39ZM66 214V215H65ZM70 214V217L68 216ZM2 215V216H3ZM11 215V213L10 214H7V216H8V218H9V216ZM64 215V216H63ZM86 215V216H85ZM88 215V216H87ZM2 216H0V217H2ZM13 218L11 219L10 218V220H13V222H14V219H15V217L16 216H13V213H12V215H11ZM41 216V217H40ZM55 216H57V217H59V218H57L56 219V217ZM89 216H93L92 217V219H91V217H89ZM125 216V217H124ZM18 217V216H17ZM55 217V218H54ZM64 219H63V218ZM68 217H69V220L71 219H73L71 222H69L67 219H68ZM31 218H33V219H31ZM84 218V219H83ZM98 218V219H97ZM101 218V219H100ZM122 218V219H121ZM127 218V219H126ZM43 219V220H44ZM56 219V220H55ZM97 219V220H96ZM100 219V220H99ZM118 219V218H117ZM132 219V220H131ZM135 218H133V217H131L130 215H126V213L125 212H123L122 211V215L119 217V219L118 220H120V222H121V226H125V227H127V225H134L135 223H134V221L136 220H134ZM15 220H18V218H16ZM65 221H66V223H65ZM100 222V224H99V222ZM15 222H17V221H15ZM15 222H14V224H15ZM51 222V223H50ZM53 222V223H52ZM62 222V223H61ZM67 222H69V223H67ZM91 222V223H90ZM104 222V221H103ZM102 222V223H103ZM136 222V221H135ZM31 223H33V222H31ZM44 223V224H45ZM55 223H57V224H55ZM71 223V225H69ZM81 223V224H80ZM87 223V224H86ZM89 223H90V226L91 225H93V223L95 224V226L93 225V226H91V227H89ZM246 223H247V220L246 221H244L243 222V228H245V226H246ZM13 224V223H12ZM17 224V223H16ZM48 224V225H49ZM84 224V225H83ZM41 225L43 226V224H42V222H41ZM41 225H39V226H41ZM69 225V226H68ZM74 225V226H73ZM77 225V226H76ZM87 225V226H86ZM35 226V227H36ZM42 226H41V228H42ZM45 226V225H44ZM53 226V227H52ZM56 226H59V227H56ZM73 226V227H72ZM86 226V227H85ZM16 227V225L12 228L13 230V235H16V234H14L15 232H17L18 233V230L17 231H14V229H18V228H15ZM46 227V226H45ZM64 227V229H62ZM78 227V228H77ZM83 227V228H82ZM38 228V227H37ZM74 228V229H73ZM76 228V229H75ZM85 228V229H84ZM96 228V229H95ZM98 228V229H97ZM100 228V229H99ZM39 230H40V227L38 228ZM59 229H60V231H59ZM68 229H70V230H68ZM72 229V230H71ZM92 229V230H91ZM145 227H140L139 229L137 228V230H139V235L140 236H145ZM42 230H43V228H42ZM62 230V231H61ZM65 230V231H64ZM77 230V231H76ZM90 230V231H89ZM95 230H97V231H95ZM98 230H100V231H98ZM64 231V232H63ZM111 231H112V234L113 235H111ZM43 232V231H42ZM84 232V233H83ZM94 232H95V234H94ZM115 232V233H114ZM78 234H81V235H78ZM115 234V235H114ZM138 234V233H137ZM41 236H42V233L40 234ZM70 235V236H69ZM108 235V236H107ZM17 236V235H16ZM15 236V240H17V237ZM68 236V237H67ZM47 237V238H46ZM57 237V238H56ZM61 237V238H60ZM98 237V238H97ZM41 238V237H40ZM39 238V236H37V241H34V242H37L36 244H38V245H41V243H42V246H43V243L44 242H46L45 241V239L44 240H42V239H40ZM78 239V241H77V239ZM89 238V239H88ZM101 238V239H100ZM105 238H107V239H105ZM14 239V238H13ZM35 239V240H36ZM67 239H68V241H67ZM95 239V240H94ZM98 239V240H97ZM122 239V238H121ZM100 240L101 241H103L102 243H98V242H100ZM104 240H105V244H104ZM18 241V240H17ZM17 241L15 242V243H17ZM39 241H40V243H39ZM44 241V242H43ZM59 241V242H58ZM66 241V243H64ZM87 241H89V242H87ZM56 242V243H55ZM112 242V241H111ZM111 242H109V244H111ZM14 243V244H15ZM88 243H90V244H88ZM35 244V243H34ZM65 244H66V246H65ZM75 244V243H74ZM78 244H80V243H78ZM93 245V250H92V245ZM60 245V246H59ZM84 245H87L86 247H89V246H91L90 247V249H88L87 248V251L85 250V252H81V248L82 247H84ZM95 245V246H94ZM63 246V247H62ZM64 246H65V250H64ZM71 247V246H70ZM86 247H84V249H86ZM98 247V246H97ZM244 247V246H243ZM62 248H63V250H62ZM59 249V250H58ZM62 251H61V250ZM84 249H82V250H84ZM258 250V249H257ZM28 251V252H27ZM46 251H48V249L46 250ZM69 251V250H68ZM77 251V250H76ZM78 251V252H79ZM16 252V251H15ZM26 252L28 253V254H24V256H23V264H25V263H27V264H33V263H31V262H34V264H40V262H42L43 263V261H44V263L45 264H49V262H48V254L46 253V252H44L43 250L42 251H40V248L39 249H37V251L36 252H34V254H38L36 257H35V255H33V253H31V255L32 256H30V252H32L30 249H27L26 250ZM97 252V251H96ZM16 254H17V252H16ZM55 254V255H54ZM56 254H57V256H56ZM61 254V255H60ZM65 254H67V253H65ZM64 254V255H65ZM84 254L82 255V256H80V255H78L77 256V258L76 259H80V263H78L79 261H76V263L77 264H84L85 263V261H86V263L85 264H96V262L98 263V264H102L103 262H102V260H106V262H108L107 264H110V262H111V260H110V258H109V255L107 254V255H105V258L104 259H100L101 257H99L98 256V259H96L97 258V256L95 257V259H96V262L94 263V262H92L93 260H90V261H88L87 259H86V257H84ZM96 254V253H95ZM59 256V257H58ZM104 257V256H103ZM250 257V256H249ZM33 258L35 259L34 261H33ZM63 258H65V257H63ZM250 258H252V257H250ZM28 261H27V260ZM29 259L31 260V261H29ZM45 259V260H44ZM53 259V260H54ZM13 260V262H12V264H20V262H16V261H14L15 260V257H14V259H12ZM26 260V261H25ZM39 260V261H38ZM51 260V259H50ZM49 260V261H50ZM62 260V261H61ZM104 260V261H105ZM46 261V262H45ZM82 261H84V262H82ZM95 261V260H94ZM102 263H101V262ZM130 260H128V262H129ZM14 262H16V263H14ZM37 262V263H36ZM39 262V263H38ZM54 262V261H53ZM43 263V264H44ZM139 263H142V262H139ZM62 264H64V263H62Z\"/></svg>",
	"mask_w": 264,
	"mask_h": 264
}]
</instances>
